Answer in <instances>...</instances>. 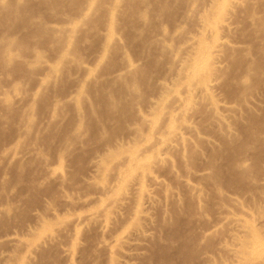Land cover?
<instances>
[{
	"label": "rangeland",
	"instance_id": "374dc122",
	"mask_svg": "<svg viewBox=\"0 0 264 264\" xmlns=\"http://www.w3.org/2000/svg\"><path fill=\"white\" fill-rule=\"evenodd\" d=\"M9 1H11V0H9ZM24 1H26V0H24ZM30 1H31V3H30ZM30 1L28 4L29 5L33 4L31 7H32V9H34V12L33 13L31 12L30 14H32V15L34 14L37 17L41 16V18L39 17L37 20L33 19L34 21L32 20V22H35V23L37 22L39 24L41 23L42 28L45 29L46 26L43 27V24H45V22L43 23V21L46 18L47 19L46 25H48V24L52 25V26L48 25V27L49 26L52 27V28H50L51 31L57 30L58 27H60V25H62L61 27H63V28H65V26H66L67 29L66 28L63 29L65 31L62 34V32H60V30L62 28L60 27L59 30H57L58 32L56 31V33H55L56 35H58V36H56L53 32H50L49 28L47 27V29L45 31L42 30L44 32V34H43L42 31L41 32L39 31V28H41V24H40L39 28L38 27L36 28L35 26H38L39 24L31 23V26H33V24H34V26L31 29L32 30L36 29V31L35 30L34 31H35V33L37 32L36 33L37 35L36 34L33 35L34 31H31V29L27 30V32L30 31L29 34L26 33V30H23V29H22V32H24L26 36H29L28 40H30L29 41L30 43H32L31 41H33V44L35 46H36V44H37V46L39 44V46L36 47V48H38L37 49L38 52H37L36 48L34 49V47H35L34 45H33V47L30 46V47H32V51H33V49L36 50L35 53L34 52L30 53L31 56L34 57V58L33 57L31 58V56L29 54V52L31 51L30 50L31 48H29L30 44H29V42H27L28 44H26V45H28V46L27 47L25 46V48L21 51L20 54L24 55V53L26 51L24 53H23V51L27 50V52L28 51L29 52L25 54V57H27L28 56L27 54H29V58L32 60L35 59L36 56L39 57V55H42L41 57L43 59L41 57H39L40 62L42 60V62L39 64H43V65L40 66L38 63H36V62H39V61H35V60H39L36 57L37 59L34 60L35 61L34 67L36 66V64H38L35 67L37 69V71H36L35 68L34 69L32 68L33 64H32V62L31 63L29 62L30 60H27L28 59V57H27L26 59L22 60V62H25V60H26V62L28 61L30 63V64H28V62H27L28 65L32 64L29 67H27L26 64L24 65V63L22 64L23 68L25 70V71L22 70V72L25 73V76L27 75V77L23 76L24 74H22V72L20 73L21 75L16 74V72L19 73L21 68H22V66L17 63L18 60L16 62H14L15 64H18V65L11 63V64H14L15 66H17L16 68L20 67L17 70L15 69V67H13L14 68V70H13V68H10V67H12V65L7 64L10 66V67L9 66L7 67L8 71H12V70L14 72L16 71L15 73H11L13 75V76L11 75L12 78H14V76L16 75V77H15L16 79L14 78L13 80H11L12 78L8 75H6L4 78V76H3L4 73H0V79H1L0 80V83H1L0 86H2L4 83L7 86L6 87L4 84L2 86V89L0 87V89H1L0 90V96H1L0 100L3 101L4 99H6L9 102L10 101L13 102L14 100L17 101L18 103L15 102L13 104V106H16L17 112L18 111L20 112V113H18L19 116H21L23 114L21 116V117H23V118H21L23 121L22 120L20 121V120H18L19 116H17L18 118H14L15 116L12 114V116H14V117H12L11 114H9V112H7V110H11V109H9L8 107L5 108L6 106L4 107L0 103V148L2 150L5 148L4 152H7L8 149H9V151H11V152H9L10 155L7 152L8 156L6 155L7 156V157L5 156L6 158H4V159H2L3 157L0 158V237L2 239V240H0V257H1L0 258V264H20V261L22 258L23 259L25 258L26 260H28L27 263H29V264H68L69 262H70V264H123L124 261L128 264H171L169 262L168 257H172L174 259V264H237V262L240 259H236L237 258L236 253L238 254V252L241 249H243V243H246V242H243L244 236L246 234V232L244 230L245 228H243V227H245V224H249V225L251 224V225L255 226V228H258L257 233L259 234V237L264 240V157H262L260 159L258 158V156H259L258 151L260 150V147L258 145H262L264 143V139L261 138L262 137L261 135L264 136V65L260 69H253V72H251L249 75V80L246 81V83H243V82L239 81V80H241V78H239V77H240V75L243 77L246 76V72H244L242 70L239 71V74H237L238 71H236L237 73L234 72V69L232 66L234 61H230L227 58V55H229V53H228V51H226V54H224L221 63H218L216 65V66L222 67L221 69H223L225 72H224L221 80H219L221 82L219 83V85L217 84V86H219L218 89L217 88H216V90H215V88L212 89L213 94L211 93V91H210V94H212L211 96L214 99L215 98L218 99V100L215 99V102L218 101L217 103L219 104V105L217 104L219 107V108H217L218 109L217 112L219 115L223 116L221 118L225 119L224 121H226V119H227L226 122L228 125L230 124L229 127H231V129H229L227 131V129L225 127H221V128L219 127L216 130L217 127L214 126V124H213V127H214L213 128L211 126L210 121L207 120V118L209 117L207 115H209V114L212 115L211 110L213 108L211 109L209 107H206L207 105H205L204 103H203L204 104L203 107L205 106L206 107V108L204 107L205 109L202 107V103H199L201 105H199V104L196 105V106H198V108L200 106V111L202 110V108H203V112H204V110H206L205 113H208L207 111H209V109H210L211 113L205 114L207 116L206 117V116H204V113L199 112V109H197V107L195 108V109H197L196 111H198L199 113L202 114V119L206 118L204 121L207 122L206 123V129L207 130H201L202 131V134H201V131H199V129H198L199 135L197 134L198 133L197 131H196L197 133H195V134L193 132L191 133L189 131H185V133L183 134V137L185 138V140L187 138V140H190L195 144L199 142L198 140H200V143H202L200 147L202 149H200V147H198L199 148V150H198V149H194L195 147L191 148L188 146L190 149L188 147L187 148L189 150H191V149L192 150L190 152H188V155L186 154L187 151L182 152V154L180 153L181 156L183 155L182 158H180L181 156L179 154H177V153H179L178 151L174 150V151H172L173 153L170 152L169 154L171 155L172 159H170L169 163H167V164L163 163V165L161 164V165L157 166V168H154L150 171L149 174H151L152 180L148 177L149 174L145 175V176H141V177H133L132 174L127 173L128 171L125 168H122V169H125V172L124 171L123 172L122 171L115 172V169L113 168L114 166L111 165L113 163H110V162L107 163L106 165L104 164L102 166L103 168L101 167V169H99V171H96L94 174L89 173V175H88L89 168H90L89 166H90L91 161L95 158L103 157L106 154L112 155L110 152V151H112L110 149V145L112 146L113 144H115V141H116V144H115V146H116L118 144L117 141H119L121 138H123V140L121 139L119 141V143H121V144H118V145L121 146L125 142L124 149L126 151L128 150V152L130 151V149H134L136 147V145H135L136 143H137L136 148L139 149V150L137 149L139 153H142L140 151L146 149L142 153L143 155L141 154V158H143L145 160H146V158L147 159L152 158L153 155L156 153V151L158 149H160L161 145L164 144L165 141L167 143L168 140L171 139L169 137L167 140V135L165 136L166 130H162V132H158V133H160V135L158 133H157L158 134L157 135L155 133L156 130L153 129L154 127L150 129V132H151V133L149 132L150 134H148L149 130L148 131L144 130L147 127L146 128L142 127L141 130L143 132L141 131V133H143V136H141V138H139V137L135 138V136L131 137V135H133L134 129L130 128L129 124H131L137 120L136 114L145 110L144 106L147 107V102L149 104L148 100H150L151 98H157L158 96L161 95L160 98L159 97L157 98V100L160 99L159 101L162 104L159 102L158 103H159V105L161 104L162 107L164 106L162 101L165 100L167 96H168L167 97L168 101H173L174 99L172 97L175 98L176 96L177 97H185L186 95H188L187 98H190L189 94H186V93L183 94V91L185 89L183 88L182 83L178 81L179 80L178 78H177V82L173 83L174 86H172V84H168L170 82L172 83L173 81H171V80H173L174 78L177 77L176 76L177 74L174 72H172V73L170 72V74L168 73L169 72L168 67L170 64H172V62H173V64H177V62H181V63L187 62L186 59L184 58V55L183 54L179 55V52H181V50L183 52L184 48H182V47H185L183 45L186 43V41L188 39H190L192 36L194 37V35L197 34V32L199 30L198 29L199 20L197 19L198 16H196V15H198L199 13L201 14L200 10H202V8L205 7L203 3L206 1L205 5H206V9H207L208 8L207 4L209 5V2L207 3V0H204V1L199 0V2L193 1V4H194L193 5V4H191L192 2L187 3L186 1L183 2L182 0H179L181 4L174 5V4H176V2L178 0L177 1L173 0L174 2L170 1V3L172 4L173 7H176V9L179 8V9H177L178 11L175 8L173 10L177 11L178 13L180 11V13L178 14L180 17L177 16V12L175 13L176 14L175 15L176 23L179 20H180L179 21L180 23L184 22V24L186 26L184 27V25H182V27H184V29L190 31V32H186V30H184L185 34H187V35L189 34L187 37H186V35H184L183 32H179L180 35H182V36L184 35V37L181 36L182 38H179L180 36L178 37V34H174L175 33L174 30L172 31L173 28H171L172 26L170 24L168 25V27L170 26L169 29L167 27V29L169 30L170 33L168 32L169 35H167L166 32L168 30L167 31L165 30L166 27L164 28L163 26L161 27V25H159L160 28H158V26H157L156 29L160 30L161 28H164V30L162 29V31L160 30L161 32L160 31H158V32L160 34L165 32L167 35V36L165 35L166 37L163 36V38H164L163 39V38H161L162 34L156 36V32H157V30L155 29L156 26L152 28L153 25L151 26L149 23H147V24H149V26H146L147 24H144L143 26H141V24L136 21L137 25L144 28L143 29L144 32L147 29H149V30L151 29L152 31L154 29L156 30V31L154 30L155 32L153 31L154 33H151L152 36L150 34V36L152 37V38L150 37L151 38L150 40L153 41V40H157L160 38L163 41L166 40L165 42L167 43V45H166V43H164V46H166V47L168 46L172 50H175V48H173L174 46L172 45L174 42V45H176L175 47L177 50V51L175 50V53L177 52V54H174L175 56H173V53L171 55H168V58L170 60L171 59L173 60V61L171 60L172 62L169 63L170 60L167 58V54H170L169 51L171 49L168 47L165 48V49H168L169 51H167L168 53L166 52L164 54V56H165V57L163 56L164 58L162 56H158L161 53L160 49H158L159 47H157V49H150L151 46L154 47V44H153L154 41L151 43V41H149V39H148V41L150 43L147 41L148 44L151 45L148 48L149 50L146 49L148 47V44L140 45L138 42V45H137L136 41H139V40L133 41L136 43V44L134 43L136 47H134L133 42H132L131 43L132 48L130 46V49H132V50L129 49L128 44H130V42H128V44H127V38L125 37L124 34L129 33V30H128V32H126L127 26L130 29L131 26H129V25H132V26L136 25V23L132 24L134 21L133 19L138 18V16L137 17L135 16L132 20L129 19L130 16H129L128 11L130 10V8H129L128 4H130V2H131V5H132L133 1H130V2L128 1V4H127L126 3L127 1L125 0L124 3H126V5L124 3L119 4V6L124 4L125 8L128 7L129 8V9H127L128 11L125 10V8L123 6H121L123 8L120 7L121 9L120 8L116 9L115 7L118 6V4L116 5V3L115 4L113 3L115 5L114 6L111 3V5L114 7V8H112V11L115 10L117 12V10H118L117 14L115 11L112 12L110 10L111 9L110 7H112V6H110L111 1L108 3L109 0H107L105 3H108L107 5H109L110 7H107L106 4H104V5H106V6H104L105 8L103 7L106 10V13H105L104 9L103 10L100 9L101 11H103L102 14H101L99 7L97 5H94L93 3L88 2V1H87L88 2L87 3L85 0H81L83 3L80 2V0H78V1L75 0L76 1L75 3H71L72 0H69V1H67V0H61V1L60 0L59 1L54 0V2H53V0H48V1L45 0L47 3L51 2L50 4L49 3L45 4V2H43L42 0H36L37 3L32 2L33 0H30ZM38 1H39V3L41 2V4H39ZM63 1H64V3H63ZM179 1L177 3H179ZM200 1H203V2L200 3ZM255 1H256V3H255ZM4 2L8 3V0H3V3ZM21 2L22 3H20V4H23V1H21ZM55 2H56V4H55ZM72 2H74V0ZM78 2H80V3H78ZM137 2H138V0H135L133 2V4H136ZM248 2H249V0L245 1V4ZM251 2H253V0ZM257 2H258V4H257ZM60 3L65 4L66 7L64 5H61ZM67 3H68V5H67ZM253 3H255V6H256V8H253V6H254V4H253V6H252V9H254L253 11H255V12L257 11L256 13H258L260 11L258 14H260V13L262 14V12L264 11V0H258V1L254 0ZM37 4H38V6L40 5V8L41 7L42 8L39 9ZM42 4L43 5L45 4V6H42ZM57 4H60V6L58 5V7H57ZM83 4H85V6ZM187 4H190V6H188V7H190L189 9H187L188 8L186 6ZM249 4H251V3L249 2ZM53 5H54V7H52ZM79 5L80 6L83 5L82 6L83 9H85L86 11L88 10L86 12L87 14L85 13V15H84V13L81 12L83 14L82 15L79 12L80 10H82ZM89 5H91L92 8ZM178 5H179V7H177ZM183 5L185 7L181 8V6H183ZM202 5H203V7H202ZM259 5L261 7L262 6L263 7L261 8ZM61 6L62 7L64 6L66 11L64 10V12H61L62 11V10H60V9H62V8H60ZM48 7H49V9H52V12L50 10H48ZM97 7H98V10H97ZM106 7L109 8V10L111 11V13H108V17H109V14H111V16H110L111 18L109 17V19H110L109 22L111 21V19L113 17L112 15H115L112 20L114 22H116V23L113 22V24H115L117 27L115 25H111L112 24V21H111V23H109V25L113 26V27L110 26L111 30H116V31L120 30V32H121L124 29H121L118 26L122 27V25H123L122 28H126L124 30L125 33L121 32L122 34L121 33L118 34L119 38H121L122 35H124V37H122L121 40L117 39L118 37H114L115 33L112 35L113 32L110 30V28L107 29L109 26H107L108 23L106 22V18H108V17L106 14H107V12H109V10H107ZM58 8H60V9H58ZM95 8H96V10H95ZM192 8H194L195 10H198V11H196L197 13H195L194 9H193V12L190 13L192 11ZM37 9L39 10L40 13L38 12ZM42 9L44 10V11H42L43 15H41L42 12L40 11ZM54 9H55V11H54ZM71 9H74V10L76 9V12H74V14L75 13L77 14L78 12L79 13L77 15H74L72 13L74 10H71ZM182 9L186 10L184 12H189L191 9V11L189 12V14H191V17H190V15H188L190 18L189 17L186 18V16H185V18H182V17H184V15H183L184 12ZM0 10H2V7ZM4 10H6V9L3 8V10H2L3 12L1 11V13H0L1 14L0 16H2L4 18V19L0 18V22L2 20V24H1L2 26H0V32L2 30V34L5 36H11V35L14 36L15 34L18 33L17 38L19 39L20 38L19 35H21L22 37L19 40L24 39L26 36H24V34L19 33V32H21L20 28L22 26L20 24V22H18L20 20L16 19V22H14V25H13L12 23L15 20L11 19L12 22H8V23L10 25H13V26H16V25L18 26V27L11 26L12 27L11 28L10 25L7 24V21H10L9 20L10 18L8 17L9 11L6 10L4 12ZM35 10H37V11H35ZM58 10H60L59 12L64 13L65 16H63L64 14L61 16L60 15L61 13L60 14L57 13ZM122 10L124 12L127 11L128 13L126 12V14H125ZM149 10L151 11L149 14L152 13L151 16H154V13H155V15L157 14V11H156L157 9H155V7H154V9L149 8ZM181 10L183 13L181 12ZM187 10H189V11H187ZM203 10H202V12H203ZM53 11L56 12V16L60 15L61 18H59V16H57V18H56L54 16L55 13ZM91 11L93 13L95 12L94 14H96V15H97L96 12L99 11L98 16H96L98 18V21L104 22L103 20H105V22L107 24L104 22L105 23V26H104L103 23H101V22L99 23L98 21L96 22L95 20L97 18L94 17L93 13H92L93 15H91ZM119 11H120V13H119ZM121 11H122V13H121ZM35 12L40 14V15H38V14L36 15ZM45 12L48 13L47 14L48 16L51 15L50 16L51 18L50 17L48 18V16L45 15ZM66 13L68 15H66ZM123 13L125 14V16ZM194 13H195V15H194ZM244 13L245 12H241L240 14L243 15ZM71 14H73V17ZM103 14L106 16H103V19H102L101 17ZM192 14L196 18L195 17L193 18ZM69 15H71V16H69ZM89 15H91V16H89ZM117 15H119L120 17ZM121 15L124 16L125 19L122 20V18H124V17H122ZM126 15H128L129 18ZM88 16H89V18H88ZM92 16H93V18H91ZM116 16L120 18V22L118 20L119 18L117 19ZM176 16L180 19L177 20ZM239 16H241V15H238L236 17V19H235L236 22L237 21L240 22V20L245 17V14H244V17L241 16L240 19H239ZM5 17L7 20L5 19ZM77 17H79V18L81 17V18L79 19ZM83 18H84V20L86 18H88L87 22L89 20V22L92 23V24L90 23L92 26L90 27L88 25L89 23L87 24L86 20H85V22L83 20V23H82L81 19H83ZM94 18H95V20H94ZM126 18H128L127 19L128 21L126 20ZM147 18H150V16ZM91 19H92V21H90ZM191 19L193 20L192 22H191ZM195 19H197V20H195ZM3 20H5L4 22L6 24L3 22ZM38 20H40V21H38ZM125 20L128 23H130V22L131 23L128 24ZM181 20H183V22ZM94 21L96 22L97 27L94 26L95 25ZM121 21L122 22L124 21L126 23H124V22L122 23ZM146 21H147V19H146ZM185 21H187V22H185ZM69 22L71 23V25ZM79 22H81V23H79ZM189 22H191V23H189ZM85 23L88 27H85L86 26ZM121 23H122V25H121ZM63 24H65V25H63ZM83 24L85 26H82ZM99 24H101L103 27L101 28V25H99ZM53 25H54V27H53ZM249 25H251V28L256 27V25H254V24H249ZM5 26L6 27L8 26L9 28H11L10 31H9V28H7V31H9L11 33L13 32V34H10L9 32L7 33L6 31H4V30H6ZM19 26H20V28H19ZM3 27H4V30H3ZM56 27H57V29H56ZM68 27L70 30H68ZM95 27L96 28L100 27V31L104 34L99 35L100 34L99 28L97 30ZM141 27H136V28H141ZM88 28H90L91 30H89ZM93 28H95V29H93ZM113 28H116V29H113ZM131 28H133V27H131ZM71 29H73V30H71ZM75 29L77 31H74ZM104 29H105V31L106 30L107 31L104 32ZM14 30L16 31V33L14 32ZM47 30H48V33H46ZM93 30L99 31V33L96 32V34L98 33L99 36H97L94 33L95 31H93ZM149 30H147V31H149ZM3 31H4V33H3ZM69 31H72L71 34ZM73 31H74V33H73ZM87 31H90V32H87ZM92 31H93V34H95V36H97L95 38V36L93 35L95 39L90 35L88 36V34H91ZM109 31H110V33L111 32L112 33L111 34L107 33ZM257 31L258 30L255 31L254 36H256ZM261 31L262 30L258 31V33H260ZM65 32L66 33L69 32L68 36ZM85 32H86V34H85ZM149 32H151V31H149ZM31 33H32L33 37L36 35L35 38L36 37L37 38L36 39L33 38V40H31V37H32ZM41 33H42V35H41ZM51 33H52V35H51ZM60 33H61V35H60ZM72 33H73V35H72ZM105 33L107 34V36L109 38L106 36ZM181 33H183V34H181ZM192 33H193V35H192ZM46 34L47 35L50 34L49 37L51 38V41H53V43L50 42V38L47 37ZM153 34L155 35V37L157 39L153 36ZM170 34H173V35L171 36ZM217 34L219 35L218 37H222V36H224L225 38L228 37V35L224 34V32H222V31L220 34L219 33H217ZM261 34L264 35V32H261L259 35L257 34V37L253 36L254 38H252V41L256 40V43L254 42L253 44L257 47H261V46L264 47V43H261V45H260V42L262 40H264V39H262L264 36H261ZM0 35H1V33H0ZM69 35H71V36H69ZM104 35H105V38H108V39H105L103 37ZM175 35L177 37V38L175 37L176 40L174 38V40L170 41L171 46H169L170 44L168 43L167 39L169 37H172L171 39H173V36H175ZM5 36H3V37L5 38ZM40 36H42V39L49 38L47 40L44 39V42L47 43L49 40V42L51 44L49 42H48V45L42 44L44 42L40 39ZM43 36H45V37H43ZM62 36H64V37H62ZM101 36L104 39L101 38ZM112 36H113V38L116 39V40L114 39L116 41V43H114V40H113V43H114L112 45L113 47L111 46L112 49L114 48L113 49L114 52L110 48V46H109V48L111 50L109 49L110 50L109 51L107 49L108 48L107 44L111 45V43H112V40H111ZM116 36H117V33H116ZM159 36H161V37H159ZM198 36H199V34L197 35V37ZM230 36H232L234 39L229 37V40L231 39V40H233V42H235V39H236V42L240 41V39L238 41V39H237L238 37L235 34H234L235 37L233 35H230ZM1 37H2V35H1ZM15 37H16V35H15ZM53 37L54 38L59 37V38L54 39ZM60 37H61V39H60ZM69 37L71 39H68ZM98 37H99V39H98ZM188 37H190V38H188ZM123 38H125V39L122 42ZM5 39H7V38H5ZM38 39H40V40H38ZM53 39L57 40L56 42H59L58 40H64V41H60L59 43H61V44H59V43L56 44V42L54 43ZM65 39L67 40V42L65 41ZM81 40H83V41H81ZM110 40H111V43H110ZM119 40L122 43L126 42L125 43V45L127 44L126 50H125V48H126L125 45H124V48H123V44H121V46H120ZM65 42L67 43V45H70L73 43V47L67 46L65 44ZM68 42H71V43L68 44ZM175 42L178 43V48H177V43H175ZM100 43H101V45H100ZM118 43H119V45H118ZM182 43H184V44L182 45ZM58 44H59V46H58ZM96 44H98V45H96ZM102 44L103 45L105 44V46H103ZM55 45H56V47L54 48L53 46H55ZM60 45H64V46H60ZM91 45L92 46L96 45V46L92 47ZM114 45H116L117 47L119 46V47L118 48L116 46L114 47ZM139 45L143 46V47H145V46H147V47L143 48V47H140ZM90 46L92 48H90ZM101 46H103L102 48L104 50L106 49V51H109L112 54L109 52H108V55L106 54V52L104 53V51L100 50V49H102V48H100ZM245 46H246L245 44H242V45H238L235 47H237L239 49L240 48L246 49L247 47H245ZM58 47H60V48L62 47L61 48L62 50L57 49L58 50L57 51L56 48H58ZM63 47H66V49ZM97 47H98V50H100V51L97 50ZM120 47H121V51L119 49ZM138 48H141V49H139L137 51ZM179 48H181V49H179ZM89 49H90V51H88ZM135 49H136V52L134 51ZM53 50H55L57 52H55ZM82 50H84V51H82ZM141 50H142V53H141ZM155 50L159 54L156 55ZM226 50H228V49H226ZM60 51H63V52H60ZM72 51H73V53H75V55L73 53H71ZM117 51H120V52H118L119 54H117ZM127 51H129V52H127ZM130 51L131 52L133 51L134 53H136V57H138L137 55H139L141 53L140 57H138V59L136 57H132V56H134V54L131 53ZM236 51H237V49H236ZM86 52H88V54ZM93 52H96V53H93ZM144 52H146V53H144ZM151 52H153V53L155 52V54L152 53L154 56H151L152 55ZM68 53H69V55H68ZM113 53H116V56ZM124 53H126V54H124ZM130 53H131V55H130ZM148 53H150L151 55L150 56L147 55ZM62 54H63V56H62ZM71 54L74 55V58H73V55H72V57L70 56ZM142 54H143V56H142ZM155 55L159 57L160 64H161V61H163L161 64L162 66L160 64H158V66H157V63H159V62L156 60H159V59L156 58ZM236 55L238 56V52ZM239 55L241 57H243V56L246 57L245 55L240 54V53H239ZM65 56H66V58H62ZM69 56H70V58H69ZM76 56H77V58H76ZM82 56H84V57H82ZM101 56H104V57H101ZM106 56H108L109 58ZM178 56H180V57L182 56L181 57L182 59L184 58L183 62L179 61V59L182 60L180 57L178 58V61L176 60ZM148 57H149V60H148ZM161 57L164 60H161ZM244 57H243V59L245 60ZM75 58H76V60H74ZM120 58H122V59H120ZM141 58L144 60L145 63L142 62ZM144 58H146L147 61ZM165 58L167 59L168 62L166 61ZM63 59H64V61H63ZM130 59H132L134 62L136 61V63L133 64V66L137 64L136 67L138 65H141V67L144 66L145 68L146 67L149 68L150 64H152L154 66L153 67L152 65H150L151 70L148 68L145 70L143 68L144 69L143 72L145 74L143 73L141 75V78L143 77L142 79H144L145 75L148 77V78L146 77V79H145L146 84L148 82V79H150L149 76L151 77L152 80L150 79L148 82V85H149L148 89H147V86H146V89L142 88V87H145L146 84H145V82H143L145 80H141L144 85L142 83H140L139 86H141V87L140 88L138 87L140 95L137 92H136L137 94L135 93V91H137V89H136L135 91L130 92V93H135V94H132L134 96H131L130 93L128 96L127 95L128 91H131L130 88H129L130 90L128 89V86H129L128 83L126 85L123 83L124 84V86H123V84L116 81L117 82L116 85L119 83L118 84L119 86L117 85V87L119 89L118 90L116 88L115 84L110 80L111 78H113L112 74L117 72L120 69V67L127 66V63L130 64L129 66L132 65L131 63L133 61L131 63L127 62ZM154 59H156V60H154ZM174 59L176 60L175 62H174ZM56 60L57 61L61 60V61L57 62ZM68 60H71L70 61L71 63H67V62H69ZM117 60H118V62H117ZM138 60H140V62ZM246 60L247 61L249 60L247 63L249 65H251L250 63L252 62V58L250 59L249 57L248 58L246 57ZM76 61L77 62L79 61L78 65H77ZM94 61H96V62H94ZM105 61H107V62H105ZM108 62H110L111 64ZM98 63H100V64H98ZM148 63H150V64L148 65ZM153 63H155V65ZM114 64H117V65H114ZM165 64H166V66H165ZM100 65H102V66H100ZM24 66H26L28 69L26 70ZM54 66L58 67V68H55ZM63 66H64V68H63ZM133 66H131L132 69L136 68L135 66L134 67ZM155 66H157L158 69ZM52 67L54 70H57V73H58L57 76L59 75V77H57L55 75L56 71L53 72L55 74H50V75H53V77H49L48 73H52V72H49V71H53V70H51ZM99 67H101V68H99ZM104 67H105L106 72L110 73L109 75H108V73H105L104 70L99 71V69H102V68L104 69ZM110 67H112V68H110ZM163 67L165 69V73L167 72L169 75L168 77H164L167 73L164 74V76H163L164 79L168 78L167 80L165 79V81H163V79H160V80L158 79L160 77L162 78V75L159 74L161 71H158V70L163 69ZM29 68H30V72L32 70H33L32 72H35V73H30L31 75H33V74H35V76L37 75L36 77H33L34 75L32 76L33 78L31 77L33 81L29 80L30 79L29 77L31 76L28 72ZM115 68H117V69H115ZM108 69H110V70H108ZM152 69H155L158 72L153 70V71H155V72H153L154 73L153 74ZM18 70H19V72H18ZM44 70H45V72H44ZM47 70H49V71H47ZM75 70H76V72H75ZM89 70L90 71L93 70L95 72H93V71L90 72ZM115 70H117V71H115ZM46 71L48 73H46ZM65 71H68V72L66 73ZM73 71H74V73H72ZM149 71H150V74L147 75L146 73H149ZM60 72H61V74L63 72L64 73L61 75ZM77 72H79V74ZM99 72H101V73H99ZM43 73L45 74V76ZM86 73H88V74H86ZM91 73H93V74H91ZM95 73L97 74L98 77L94 76L95 77L94 78L93 75ZM173 73H174V78L172 77ZM229 73H231V74H229ZM46 74H47V76H46ZM65 74H67V75H65ZM101 74H104L105 77ZM171 74H172V76H170ZM232 74H234V77L236 78V80L234 78L233 82L230 83V81H228L229 82V84H228L227 83L228 79H226V78L232 76ZM17 75H18L19 79L17 78ZM19 75H20V77H19ZM63 75L67 76L66 78L68 81L64 79L65 76L62 79ZM99 75H101V76H99ZM235 75L239 76L238 77L239 79H237V77ZM7 76L10 77V79L8 78L6 80ZM22 76L25 78H23ZM54 76L57 77V81H59V82L55 83V81L53 79L56 80V78ZM75 76L77 77V79ZM107 76H111L110 79H108L109 77L107 78ZM157 76H158V78H157ZM21 77L24 80L26 78L27 79L25 81H23V79ZM90 77L93 78V82H95V83L98 80V84H94V85H97L100 87V85H101L100 82L102 83L99 90L97 89L98 87L94 86L92 81H91L92 85L96 88L94 91V89H93L94 87H92L91 83H89L90 80H92ZM169 77L170 78L172 77L173 79L172 78L170 79ZM20 78L22 79V82H19V83H21L22 85L24 84V86H22V87H20L21 84H19V83L17 84L18 86L15 85L17 82L16 83L11 82V81H15V80L21 81ZM41 78H42V80H41ZM45 78H46V80H45ZM47 78H50V79H47ZM84 78H85V80H84ZM105 78H107V79L105 80ZM34 79H35V81H34ZM51 79L54 82L51 81ZM58 79H62V80H58ZM100 79H103V80H100ZM27 80L32 81V82L27 83L28 82ZM43 80H45V81H43ZM49 80L52 83H49ZM69 80L72 83L69 84V82H70ZM80 80H82V82ZM83 80L85 83L87 81V85L83 82ZM155 80H159V83L161 81H163L168 87L167 90L169 89L171 91V93H170V91H168V93L164 92V93L168 94L167 96L163 95L164 93L160 94L161 90H159V85L156 84L157 81H155ZM234 80L236 81L235 82L236 84H234ZM46 81H48V82H46ZM60 81L64 82V83L62 82L63 85L61 84V86H60ZM79 81L81 83H79ZM108 81H109V84H108ZM150 81H152V82H150ZM166 81L167 82L169 81V82L167 83ZM231 81H232V79H231ZM237 81H239L240 84ZM44 82H45V84H44ZM110 82H112L113 85ZM25 83H27V85ZM37 83L38 84L40 83V86H42V88L38 87L39 85H37ZM48 83L51 85L48 86ZM53 83H54V85H52ZM77 83H79V84H77ZM104 83L105 84L107 83L106 84L107 87H108V85L109 86L112 85L114 87V89L112 86H111V88L108 87V89H106L107 87L105 86ZM33 84L35 86H37L39 89L37 87H35ZM46 84H47V86H46ZM57 84H58V86H57ZM71 84H74L73 87ZM75 84H77V85H75ZM88 84H89V86H88ZM151 84H154V85L152 86ZM232 84H234V85H232ZM66 85H68L69 87ZM78 85L81 86L80 90H83V91H81L82 94H84L85 96L89 95L87 97L88 102H83V103H85L84 105L82 102L79 103L84 107L82 109H86L87 106L90 107V105L92 103L90 104L89 102H91V101L94 102V99L96 97L98 98L99 95H101V92L104 93L106 90H109V88H110L109 91H113V90L117 89V90H115L117 93H115V91H113V93L115 94V97H118L116 94H118V95L121 94L120 96L125 97V95H123V94H125L123 88H122V90L120 88L124 87V89H127L128 91L127 90H125V91H127L126 98H128V100L127 99H125V100H126V102L128 101L129 103H132L133 105H131V106H133V107L130 106L127 109V111L129 109L132 110V111L129 110V112L126 111V113H128V114H126V113L125 114L128 115V117L125 116L124 119L120 118V120H122V119L125 120L126 118H127L126 120H128L129 117H131L129 119V122L125 120V122L123 123V121L119 122V119H117L115 121L116 122L118 121V122L117 123L115 122V124L118 125L120 123V125H122L124 128L120 125L115 126V124L113 123L114 121H113L110 123V125H108L109 128L106 127L109 130L105 129L106 130L105 132L107 134L105 132H102V134H101V130H100L101 124L100 123L103 122L101 119L100 120L97 119L99 121H96L99 123L100 129L98 127V123L95 124L94 123L95 121L94 122H93V120L90 121V119H92L91 117H90V119H89V117H87L88 120L87 119H86L87 121L85 120V118H86L85 116H87L85 111L82 114V115H84V113L86 114L84 116L85 118L82 116V118L80 119L79 117H81V116L80 115L78 116V114L75 112V110H71V108L74 109V107L71 105V102L70 103L68 102L69 104H67L68 105L67 106L66 103L63 104L64 103V102H62L63 98L60 99L61 94L64 97L63 93L68 91V93L67 92L66 93L69 94V92H72L71 89L73 90V88L78 86ZM120 85H122V86H120ZM155 85H157V86H155ZM53 86L55 88L59 87V88H57L58 90L55 89ZM102 86H104L106 90L103 91L104 87H102ZM18 87H19V90L22 89V92L23 91L24 92L22 93L19 90L17 91ZM62 87H63V89H62ZM78 87H76L77 90L79 89ZM84 87H85V89L87 87L88 88L90 87L91 90H90V88L86 89V90H89L90 92H88V91H87L88 93L84 92V90H85V89H83ZM51 88H52V90H51ZM69 88H70V90H68ZM76 88H74V89L76 90ZM64 89H66V91ZM77 90L75 91L76 96H79L78 95L79 91L77 92ZM100 90H102V91H100ZM120 90L123 91V93L119 92ZM61 91H62V93H61ZM96 91L100 94L95 93ZM109 91H106V92L108 93ZM19 92H21L23 94V96H21V93L18 94ZM28 92H30V93L32 92L31 95H29L30 93L28 94ZM73 92H74V90H73ZM73 92L70 93L71 94L70 96L74 95ZM81 92H79V94L82 96ZM158 92L160 95L158 94ZM24 93L28 94L30 97L28 95H26L27 97H25ZM107 93H104V94H107ZM40 94L41 95L43 94L42 95L43 97ZM67 94H65V96H67ZM154 94L156 96L158 94V96L156 97ZM171 94H173V95H171ZM12 95H14L15 97ZM19 95H20V97L18 98ZM59 95H60V97H59ZM136 95L139 97L138 98L136 97L138 101L136 100V102L134 103L131 100L136 99V98H132V99H129V98H130V96L135 97ZM31 96H33V97H31ZM163 96H166V97L162 99ZM21 97H23V98H21ZM68 97H69V95H68ZM89 97H90L91 101H89L90 100ZM191 98L195 99L194 95H192ZM55 99H57V100L60 99L59 100L60 103L58 102V104H57V102H56L57 100H55ZM161 99H162V101H161ZM167 99L165 102H166V104L169 105L170 109H168V105H167L166 106L167 109L165 106H164L165 108L163 107V109H166L164 111H167V110L168 111L169 110L174 111V110H176V108L180 107V104H179V106L177 104H175V106L173 104L171 105V103H173V102H171V103L167 102ZM196 99H198V98H196ZM64 101L67 102L66 99ZM122 101H124V100H122ZM122 101H120V102H122ZM133 101H135V100H133ZM240 101L243 103H241ZM86 103H87V105H86ZM88 103H89V105H88ZM186 103L187 102H185L181 105L186 107L187 105H184ZM16 104L17 105L21 104V106L19 105V107H17ZM55 104L58 106H56ZM124 104L123 103L119 104L120 108H121V105L123 107ZM54 105H55V107H54ZM61 105H63V106L65 105V106L63 107ZM81 105L79 106L80 109L82 107ZM217 105H216V107H217ZM136 106H137V108H136ZM149 106H150V104H149ZM149 106L146 108L145 111H147ZM223 106L229 107L231 113L224 112L221 109ZM23 107H24L25 111L23 110ZM89 107H87V108L89 109ZM48 108H50V110H48ZM207 108H208V110H207ZM64 110H67V111L65 112ZM190 110H191V108H190ZM192 111H193V109H192ZM196 111L191 112L192 115L196 114ZM133 112L135 113V115ZM198 112H197V114H199ZM61 113H64V114H61ZM232 113L234 114V116L236 118L232 115ZM129 114H131V115H129ZM141 114H142V112H141ZM249 114H251L252 116L250 115V117H249ZM60 115H62V116L60 117ZM132 115H133V118H135L136 120L132 118ZM196 116L197 115H195V117H193L195 119L191 120V121L194 120L193 123H196V125H197V122H200V121L203 122V120L200 119L201 117H199V116H201L200 114L197 116L198 118ZM224 116H225V118H224ZM253 116H255L256 118ZM233 117H234V119H233ZM137 118H138V115H137ZM250 118H252V120L257 119V122L250 120ZM79 119L81 121H79ZM132 119L134 121H132ZM173 119L175 120L176 118H173ZM228 119H229V123H228ZM174 120L170 121V124H171L170 126L173 125L172 123H174ZM176 120L179 121V119H176ZM19 121L22 123L20 124ZM183 121L185 122V119L184 120L182 119V121H181L182 124H183ZM208 121H209L210 125L208 124ZM79 122L80 123L82 122L84 124H81V126H80ZM126 122H128L129 124L123 125ZM179 122H175V123H177V125L180 126L179 124H181V123H179ZM18 123H19V125H17ZM159 123L156 126H159ZM175 123H174V126L178 127ZM112 124H114V125H112ZM207 124L210 127H208ZM75 125L78 126L77 129H76ZM85 125H86V127H84ZM94 125H97V126L95 127ZM97 127H98V129H97ZM120 127H122V128H120ZM85 128L86 129L92 128L93 130L88 129V131H87L88 133H86ZM209 128H211V129L209 130ZM224 128H225V130H224ZM81 129H82V131H85L84 133H86L88 136H86V134H84L85 135V137H84L83 135L78 134L77 131L81 130ZM90 130H91V132H90ZM218 130H220V131H218ZM152 131H154V134H156L157 136L156 135L153 136ZM214 131H215V133H214ZM251 132L255 134L254 137H256V138L251 137L253 135V134L251 135ZM161 133H162V136H161ZM99 134H101V137L103 139L100 137ZM200 134L203 135V137H206L205 134H207L209 136V137L207 136V138L211 139L210 140L211 144L209 143L207 145V142H202L203 140L201 139L202 137H200ZM149 135H151V138L149 137ZM79 136L84 137V138L88 137L87 138L88 142L86 141V139H84V138L81 139V137H79ZM105 136H107V137L104 138ZM124 137L125 138L127 137V139H125ZM230 137L233 138L234 142L232 141V139H230ZM128 138L131 140V142L128 140ZM132 138L135 139V143H134V139H132ZM124 139H125V141H124ZM254 139H256L255 140L256 142L254 141ZM111 140H113V141L110 142ZM127 140L129 141V143ZM136 140H137V142H136ZM158 140H159V142L156 144V142ZM224 141L226 142V144L229 143V146L227 144L228 147L224 146L225 145ZM229 141L233 142V144L231 143V145H233V146H230ZM259 141L260 142L263 141V143L261 142L259 144ZM84 142H87V143H84ZM115 146L113 145V147H115ZM148 146H152V147H149L147 149L146 147H148ZM196 146H197V144H196ZM122 147L123 146H121V148ZM227 148L229 150H227ZM231 149H232V151H231ZM135 150H131L130 152H133ZM194 150L197 153H199V151H201V150L202 151L199 153V156H197L198 154L196 155V153L194 152L196 155L194 160L196 162L194 161V163H191L192 161L189 159V155ZM215 152H219V155H226L229 152H231V155H233L235 152L234 155H237V156H233V157L237 158V159H235L236 161L233 162V164L236 166L231 165L230 160L224 158V156L223 157L219 156V158H218L219 160L216 163L218 165H215V166H216V168H218L220 170H218V174H217V172L215 173L214 172L215 168L213 167L214 169H212L210 166L211 165L210 159L215 155ZM184 155H187L188 157L184 156ZM171 157H169V158H171ZM184 157L185 158L187 157V159L185 160ZM110 158H111V156H109L107 158V161L110 160ZM189 160H190V162H189ZM15 164H17V165H15ZM208 166L210 167V169L213 170L212 172H214V173H212V172L210 173L211 170L208 171V169H209ZM232 169L236 170L237 172L236 171L234 172ZM206 173L208 175H206ZM90 175L92 176L91 178H89ZM211 175H214V176H212L213 178H211ZM134 179H137L136 182L139 183V185H140L139 188H141L142 190L154 188L150 198H145V197L141 196V193L138 197L137 192L131 193V191H125V193H124V190H122V186L129 184V182H131ZM184 181L186 183H188L191 187L187 186L184 183ZM156 184H159V185H156ZM192 186L197 187L200 190L199 195L196 194L192 190ZM101 187L102 188L106 187L107 189L105 191H103ZM120 196L125 197L124 204L121 208L120 207L116 208L115 206H109L108 205L112 200H114L115 198H118ZM188 206H190L192 209L191 210L193 213V214L191 213L192 215L188 213L190 211V208ZM138 207H140V208L145 207V209L147 208L146 211H148L149 217L144 218V217L136 216L135 210ZM187 210H189V211H187ZM90 214H91V216L93 215V217L98 216L99 219L103 218V220H105V219L108 220L107 223L109 222V224H107V225H110V226L106 229V231H104V229H102L103 230L102 231L101 229H98L97 227H94L93 225H91V226L90 225L86 226V224H78L75 226L69 225V222L71 220L73 221L75 218L77 219L80 216H87ZM228 216L229 217L232 216V219H234V220L236 219V221L238 219V223L237 222L236 223L231 222L230 220H227L226 217H228ZM44 221L45 222H51V225L55 229H58L57 227L61 226L59 224H62V226H65L64 225V222H65V224H66L65 229L66 230L62 229V230H64L63 231L64 233L59 234L60 237H58V239L55 242L53 241L51 243L49 242V244H46L45 242H43V238L45 236L42 238V235L39 234L40 230L42 228L40 226H43ZM137 226L139 228V231L136 232L134 230ZM208 227H216V229H215L216 232L210 236L206 235L205 231L207 232L206 229ZM8 233H10V234H8ZM131 233H132V237H131L132 239L129 241L126 240L125 236L127 237ZM204 233H205V235H204ZM11 234H12V236L14 235L13 237L17 238L16 240H18V239L20 240V241L18 240V242H22V243L27 242L29 244H32L34 242L39 241V243H40L42 241V243H45L46 245H43V247H39L40 249L37 248V249H33V250L23 248L22 247L23 244H21V245L16 244V247L12 246L10 244L8 245L7 239H8V237L9 238L11 237ZM39 235H41L40 236L41 241L39 239ZM123 236H124V239H123ZM191 236L192 237L194 236V237L192 238ZM196 236H198L197 239L199 238L198 239L199 241L197 243L199 244V246H198L199 252H201V253H197V255L194 254L192 248H186V247L183 248L185 241L190 240V239H194L197 241V239L195 238ZM203 236H205L206 238ZM2 237L4 238V240H6V242H4ZM75 237L78 238L80 242H76V244L73 245L72 242H74ZM5 238H7V239H5ZM188 238H190V239H188ZM37 239H39V240H37ZM78 239H77V241H78ZM261 239H260V241H263ZM93 241H94V243H93ZM92 243H93V245H92ZM128 243L130 245L131 244L132 245L129 246ZM262 243H260L261 246H262ZM260 244H257V246L255 245V247L250 248L254 254L256 252V255L258 253L256 250L254 251L253 248H256L260 253H261V250L263 249L262 254L264 255V253H263L264 252V246H262V247L260 246L261 247V250H260V247H258V245H260ZM104 245L105 246L108 245L110 247L109 249H111V251H110L111 253L106 252L108 250H106V249L104 250L102 248V246L104 247ZM68 249L71 250V253H70V251L65 253V250L68 251ZM127 250H129V251H127ZM7 254L10 255V258ZM234 254L236 257H232ZM67 257L71 261H69V259H67ZM120 259L123 262H121ZM67 260L69 261L68 263H67ZM238 264H239V262H238ZM255 264H258V263H255Z\"/></svg>",
	"mask_w": 264,
	"mask_h": 264
},
{
	"label": "bare ground",
	"instance_id": "6f19581e",
	"mask_svg": "<svg viewBox=\"0 0 264 264\" xmlns=\"http://www.w3.org/2000/svg\"><path fill=\"white\" fill-rule=\"evenodd\" d=\"M21 1H23V4H20V3H22ZM29 1L30 0H26V1H24V0H11V1H9L8 0V3H3V0H0V6L2 7V10H3V8L4 9H6V10H8L9 11V15H8V17L10 18H8L10 21H7V24H9L8 22H12V20H15V21H13V25H14V22H16V19L17 20H20V21H18V22H20V24L22 25L21 26V28H20V26H19V28L21 29V32H19V33H21V34H24V36H26L25 35V33L24 32H22V29L23 30H26V33H28L29 34V32L30 31H28L27 32V30H30L33 26H34V24H36L35 22H32V20L33 19H35V20H37L39 17L41 18V16H35L34 14L32 15V14H30L31 12L33 13L34 12V9H32V5L33 4H31V5H29L28 3H29ZM43 2H45V4L47 3L45 0H42ZM48 1V0H47ZM59 1V0H58ZM61 1V0H60ZM67 1H69V0H67ZM73 1V0H72ZM71 1V3H75L76 1L74 0V2H72ZM78 1V0H77ZM86 2L88 1V2H91V3H93L94 5H97L98 7H99V10L101 9V10H103L105 7L104 6H106L110 1V6H112L111 5V3L113 4H115L116 3V5L118 4V6H119V4H121V3H124V1L125 0H109L108 1V3H105L107 0H85ZM127 2V4H128V1L130 2V1H135V0H126ZM170 1L171 2H174L173 0H138V2L136 3V4H133V2H132V5H131V2H130V4H128L129 5V8H130V10L128 11L127 9H129L128 7H124V4L126 5V3H124L123 5H121V6H123L124 8H125V10H127L128 12H129V16H130V18H129V16L128 15H126V16H128V18L129 19H133L135 16L137 17L138 16V18H135V19H133L134 21H133V23L132 24H134V23H136V21L138 22V23H140L141 24V26H143L144 24H147V23H149L151 26H152V28L153 27H155V29L157 28V26H158V28H160L159 27V25H161V27L163 26L164 28L166 27V31L169 29V27H168V25L170 24L172 27L171 28H173L172 29V31L174 30V34H178V37L179 38H182V37H184V35H186V37L189 35H187V34H185L184 32V30H186V29H184V27L186 26L185 24H184V22H183V20H181L183 23H180L179 21V19L180 18H178L177 16H179L178 14L180 13V11H179V13L177 12L178 10L177 9H179V8H177L176 9V7H173L172 6V4L170 3ZM177 1V0H176ZM179 1V0H178ZM177 1V2H178ZM183 2H187V3H191V4H193V1L195 2V1H198L199 2V0H182ZM181 1V2H182ZM204 1V0H203ZM203 1H200V3L201 2H203ZM245 1H248V0H207V3L209 2V5L207 4V9H206V5H205V2L203 3L204 4V6L205 7H203V5H202V10H203V12H202V10H200L201 11V14L199 13L198 15H196V16H198V20H199V26H198V32H197V34L196 35H194V37L192 36L191 38L190 37H188V38H190V39H188L187 41H186V43L184 44V43H182V45L183 46H185V47H182V48H184L183 49V52H182V50H181V52H179V55L180 54H183L184 55V58L186 59V61L187 62H184V63H181V62H177V64H173V60L171 61L169 58H168V55H171L172 53H173V56H175L174 54H177V52L175 53V50H176V45H174V42H173V48H175V50H172L170 47H168V48H170L171 50L169 51L168 49H165V48H167L166 46H164V43H166L165 41L166 40H162L161 38H163V36L164 37H166L167 35H169V30L166 32L167 33V35H166V33L164 34V33H159L158 31H162V29L164 30V28H161L160 30H158V29H156L157 30V32H156V36L157 35H161V36H159V37H161L160 39H157L156 37H155V35L153 34V36L157 39V40H150L152 37V34L151 33H154L151 29L149 30V29H147V30H149V31H151V32H149V31H147L146 29V31L148 32H144L143 31V29L144 28H142L141 26H139V25H137V23H136V25H134V26H132V25H129V26H131V27H141V28H131L130 27V29L128 28V26H127V29L126 28H122L123 27V25H122V23L124 22H122L121 23V25H122V27L121 26H118L119 28H121V29H126L127 31L126 32H128V30H129V33H125V31L123 30V31H121V32H124L125 34V37L127 38V44H128V42H130V44L133 42V41H136V40H139V41H136V43H137V45H138V42H139V44L140 45H143V44H148V42L149 41H151V43L153 42V44H154V47H152L151 45H149L148 44V47L147 46H145V47H143V46H140V47H143V48H146V49H148L150 46H151V48L150 49H157V47H159L158 49H160V54L159 53H157V51H156V55L157 54H159L158 56H164V54L167 52V51H169V53L170 54H167V58L170 60L169 61V63H171L172 62V64H170L169 65V67H168V70H169V74H170V72L172 73V72H174V73H176L177 75V77L176 78H174V73H173V76H172V74L170 75V76H172L171 78L173 79V80H171V81H173L172 83L170 82V83H168L167 81V83L168 84H172V86H174L173 85V83H176L177 82V78L179 79L178 81L179 82H181L182 83V86H183V88L185 89L184 91H183V94H189V97L190 98H187L188 97V95H184L185 97H172L174 100L173 101H168V99H167V95L168 94H166V93H168V91H170L169 89L167 90V85L163 82V81H165V79L167 80L168 78H165L164 79V77H168L169 75H168V73L166 74L165 73V69H164V67H163V69H159L158 71H161L159 74H161L162 75V78L160 77V78H158V76H157V78L160 80V79H163V81H161L160 83H159V80H155V81H157V83L156 84H158L159 85V90H161V92H160V94L161 93H164V92H166V93H164L163 95H166V96H163L162 97V99L163 98H165L166 97V99H167V102H173V103H171V105L173 104L174 106H175V104H177L178 106H179V104H180V107L179 108H176V110H174V111H164V110H166L167 109V105L168 104H166V99L165 100H163L162 101V99H161V101L163 102V105L166 107V109H163V107H162V103L159 101L160 99H158L157 100V98L159 97L160 98V94H159V92H158V94L160 95V96H158V94H157V98H151L150 100H148L149 101V104H150V106H149V104H148V102H147V107L149 106V108L147 109V111H145L146 110V106H144V108H145V110H143V111H141L142 112V114H141V112L140 113H138V114H136V119L135 118H133V115H132V118L133 119H135L136 121L135 122H133V123H131V124H129L128 122H129V119L131 118V117H129V119L128 120H126V121H128V122H126L125 124H123V125H130V128H133L134 129V132H133V135H131V137L133 136H135V138H137V137H139V138H141V136H143V133H141V128L143 127H147L146 129H144L145 131H148V134H150L151 132H150V129L151 128H153V129H155L156 131H155V133L157 134L158 132H162V130H166V133H165V136L167 135V140H168V138L170 137L171 139H169L168 140V142L166 143V141L164 142V144H162L161 145V147H160V149H158L157 151H156V153L153 155V157L152 158H150V159H147L146 158V160L145 159H143V158H141V154L144 152V150H146V149H144V150H142V151H140V152H142V153H139L138 152V148H136L137 147V143L135 144L136 145V147L134 148V149H130V151L131 150H135V151H133V152H128V150L126 151L125 149H124V144H125V142L121 145V146H123L122 148H121V146L120 145H118V144H121V143H119V141L122 139L123 140V138H121L119 141H117L118 142V144L115 146V144H116V141H115V144H113L115 147H113V145L111 146L110 144V149L112 150V151H110L111 152V154L112 155H110V154H106V155H104L103 157H99V158H95V159H93L92 161H91V163H90V168H89V172H88V175H89V173H95L96 171H99V169H101V167L105 164H107V163H113V164H111L112 166H114L113 168L115 169V172H119V171H124L125 172V169H127V173H130V174H132V176L133 177H141V176H145V175H148L149 173H150V171L152 170V169H154V168H157V166H159V165H163V163L164 164H167V163H169L170 162V159H172V157H171V155L169 154L170 152H172V151H178L179 153H177V154H179L180 155V153L182 154V152H184V151H187L186 152V154L188 155V152H190L191 150H189L190 148L189 147H191V148H194V149H198L199 150V148L198 147H200L201 146V144L202 143H200V140H198L199 142L198 143H196L197 144V146H196V144L195 143H193L192 141H190V140H187V138H186V140H185V138L183 137V134L185 133V131H189V132H193L194 134L195 133H197L198 135H199V131H201V130H207L206 129V123L207 122H205L204 120L206 119V118H203L202 119V114L201 113H199V112H202V113H204V116H206L205 114H208V113H211L212 115H207V116H209L208 118H207V120H209L210 121V123H211V126L213 127V124H214V126H216L217 128H216V130L220 127H225L226 129H227V131L229 130V129H231V127H229V125L227 124V119H226V121H224L225 119H223V118H221V117H223V116H221V115H219L218 114V112H217V108H219L218 107V101H216L215 102V99L216 100H218L217 98H213L211 95L213 94L212 93V89H214L215 88V90H216V88L218 89V87L219 86H217V84L219 85V83L221 82V81H219V80H221V78H222V76H223V74H224V70L223 69H221L222 67H220V66H216L218 63H221V61H222V58H223V56H224V54H226V51H228V53H229V55H227V58L230 60V61H234L233 62V64H232V66H233V69H234V72H236V71H238V73L237 74H239V71H244V72H246V76H241L240 75V77L239 76H237V75H235L236 77H237V79H239V78H241V80H239V81H241V82H243V83H246V81H248L249 80V75H250V73L251 72H253V69H260L263 65H264V47L263 46H261V47H257V46H255L253 43L255 42L256 43V40L254 41H252V38H254V37H257V34L259 35L261 32H264V11L262 12V14L260 15V14H258L260 11V9L258 10L259 12L258 13H256L255 11H253L254 9H252V6H253V4H254V6H253V8H256V6H255V3H256V1H255V3H253L254 2V0H253V2H251L250 0H249V2L251 3V4H249V2L248 3H246L245 4ZM258 1V0H257ZM32 2H35V3H37L36 2V0H33ZM53 2H54V0H53ZM52 2V3H53ZM80 2H82L81 0H80ZM80 2H78V3H80ZM87 2V3H88ZM176 2V4H174V5H177V4H181L180 3V1H179V3H177ZM261 2V1H260ZM30 3H31V1H30ZM38 3H39V1H38ZM49 4L51 3V2H48ZM47 3V4H48ZM58 3V2H57ZM63 3H64V1H63ZM61 4V5H64L65 6V4ZM83 3V2H82ZM262 3V2H261ZM39 4H41V2L39 3ZM45 4L43 5L42 4V6H45ZM55 4H56V2H55ZM60 4H57V7H58V5L60 6ZM104 4H106V5H104ZM113 4V5H114ZM184 4V3H183ZM257 4H258V2H257ZM67 5H68V3H67ZM84 6H85V4H83ZM83 5H79L80 7H81V9L84 11L85 9H83ZM92 5V4H91ZM91 5H89L90 7H91ZM93 5V6H94ZM127 5V6H128ZM194 5V4H193ZM37 6H38V4H37ZM48 6V5H47ZM46 6V7H47ZM51 6V5H50ZM64 6L62 7H60V8H62V9H60V8H58V9H60V10H62L61 12H64V10H65V8H64ZM109 5H107V7H110ZM115 6V5H114ZM116 6L115 8L116 9H119L121 6ZM187 7L188 6H190V4H187L186 5ZM192 6V5H191ZM1 7H0V9H1ZM39 7V9H41L40 8V5L38 6ZM52 7H54V5L52 6ZM66 7V6H65ZM98 7H97V10H98ZM104 7V8H103ZM106 7V9L107 10H109V8H107ZM123 7H121V8H123ZM154 7H155V9H157L156 11H157V14L155 15V13H154V16H151V14H149L151 11L149 10V8H153L154 9ZM177 7H179V5L177 6ZM183 7H185L184 5L183 6H181V8H183ZM194 7V6H193ZM261 7V6H260ZM263 7V6H262ZM261 7V8H262ZM64 8V9H63ZM69 8V7H68ZM87 8V7H86ZM92 8V7H91ZM111 9V11H112V8H114L113 6L112 7H110ZM120 8V9H121ZM176 9L177 11H175V10H173V9ZM190 7H188L187 9H189ZM57 9V8H56ZM70 9V8H69ZM79 9V8H78ZM77 9V10H78ZM94 9V8H93ZM92 9V10H93ZM186 9V8H185ZM193 9L194 8H192V11H191V9H190V11L189 10H187V11H189L190 13H192L193 12ZM2 10H0V13H1V11ZM6 10H4V12L6 11ZM38 10V9H37ZM37 10H35V11H37ZM47 10V9H46ZM45 10V11H46ZM48 10H50L51 12H52V9H49V7H48ZM60 10H58V12L57 13H61V12H59ZM71 10H74V9H71ZM82 10H78L80 13L82 12V13H84V15H85V13L88 11H82ZM95 10H96V8H95ZM100 10V12H101V14H102V12L103 11H101ZM105 10V9H104ZM109 10V12H107V17H108V13H111V11ZM183 10V9H182ZM182 10H181V12H182ZM195 10V9H194ZM263 10V9H262ZM41 12L42 11H44L43 9L42 10H40ZM54 11H55V9H54ZM53 11V12H54ZM66 11V10H65ZM69 11V10H68ZM77 11V12H78ZM90 11V10H89ZM94 11V10H93ZM113 11H115V10H113ZM112 11V12H113ZM123 11V10H122ZM122 11H121V13H122ZM126 11V12H127ZM184 11H186V10H183V12ZM196 11H198V10H195V13H197ZM245 12L244 14H245V17H244V14L242 15V14H240L241 12ZM3 12V11H2ZM38 12H39V10H38ZM71 12V11H70ZM74 12H76V9L72 12L73 14H74ZM78 12V13H79ZM116 12V11H115ZM117 12H118V10H117ZM117 12H116V14H117ZM124 12V11H123ZM126 12H124L125 14H126ZM127 12V13H128ZM177 12V16H176V19L177 20H179L177 23H176V20H175V13ZM182 12V13H183ZM189 12H184L183 13V15H184V17H182V18H185V16H186V18H188L189 16L188 15H190V17H191V14H189ZM36 13V12H35ZM40 13V12H39ZM55 13V17L57 18V16H59V18H61L60 17V15L62 16L64 13H61L60 15H57L56 16V12H54ZM68 13V12H67ZM66 13V15H68ZM77 13V14H78ZM81 13V14H82ZM93 12L91 11V15H93L92 14ZM97 13V15L96 14H94V17L95 18H97L96 16H98V14H99V11L98 12H96ZM105 13H106V10H105ZM119 13H120V11H119ZM123 13V14H124ZM181 13V14H182ZM195 13H194V15H195ZM3 14V13H2ZM38 13H36V15H37ZM48 13H46L45 12V15H47ZM73 14H71L72 15V17H73ZM76 13L74 14V15H77ZM87 14V13H86ZM113 14V13H112ZM125 14H124V16H125ZM1 15V14H0ZM6 15V14H5ZM38 15H40V14H38ZM41 15H43V12H42V14ZM44 15V16H45ZM52 15V16H53ZM71 15H69V16H71ZM83 15V14H82ZM91 15H89V16H91ZM106 15H102V19H103V16H106ZM193 14H192V17L194 18L195 16H194ZM238 15H241L242 17H244V18H242L241 20H240V22L239 21H237L236 22V17L238 16ZM48 16V15H47ZM51 16V15H50ZM50 16H48V18L50 17ZM53 16V17H54ZM63 16H65V14L63 15ZM89 16H88V18H89ZM111 16V14H109V17ZM113 17H112V19L114 18V16L115 15H112ZM117 16H119V15H117ZM116 16V18L118 19L119 17H117ZM122 16V15H121ZM124 16H122V17H124ZM150 16V18H147V17H149ZM241 16H239V19H240V17ZM109 17L108 18H106V22L108 23H106L105 22V20H103L106 24H107V26H109L107 29H109L110 28V26L111 25H115V24H113V20L111 19V21H112V24L111 25H109V23H111V21L109 22ZM180 17V16H179ZM189 17V18H190ZM0 18H3L2 16H0ZM51 18V17H50ZM77 18H79V17H77ZM81 18V17H80ZM79 18V19H80ZM88 18H86L85 20H86V22H87V19ZM91 18H93V16L91 17ZM95 18H94V20H95ZM111 18V17H110ZM128 18H126V20L128 19ZM181 18V19H182ZM196 18V17H195ZM4 19V18H3ZM5 19H6V17H5ZM12 19V20H11ZM108 19V20H107ZM116 19V20H117ZM123 19H125V17L124 18H122V20ZM146 19H147V21H146ZM197 19H195V20H197ZM238 19V18H237ZM7 20V19H6ZM42 20V19H41ZM44 20V19H43ZM46 18H45V20L43 21V23L45 22V24H43V27L44 26H46L45 27V29H43L42 28V24H41V28H39V26H40V24L39 23H37V24H39L38 26H35L36 28L38 27L39 28V31L41 32L42 30H46L47 29V27H48V25H50V24H48V25H46L47 23H46ZM83 20H84V18L83 19H81V21H82V23H83ZM85 20H84V22H85ZM100 20V19H99ZM119 20V22H120V18L118 19ZM117 20V21H118ZM125 20V21H126ZM186 20V19H185ZM190 20V19H189ZM188 20V21H189ZM5 20H3V22H4ZM34 21V20H33ZM38 21H40V20H38ZM80 21V20H79ZM90 21H92V19L90 20ZM96 22L98 21V18L95 20ZM94 21V22H95ZM128 21V20H127ZM126 21V22H127ZM130 21V20H129ZM193 20L191 19V22H192ZM93 22V23H94ZM96 22H95V25L94 26H96L97 27V25H96ZM99 22V21H98ZM101 22V21H100ZM99 22V23H100ZM104 22H101V23H103V25L105 26V23ZM126 22H124V23H126ZM185 22H187V21H185ZM191 22H189V23H191ZM250 22V23H249ZM5 23V22H4ZM31 23H34L33 24V26H31ZM49 23V22H48ZM60 23V22H59ZM58 23V24H59ZM70 23V22H69ZM79 23H81V22H79ZM89 23V24H88ZM91 22H89V20H88V22H87V24L91 27L92 25V23L90 24ZM114 23H116V22H114ZM128 23V22H127ZM131 23V22H130ZM130 23H128V24H130ZM256 23V24H255ZM2 24V20H1V22H0V26H2L1 25ZM6 24V23H5ZM62 24V23H61ZM149 24H147L146 26H149ZM249 24H254V25H256V27H252L251 28V25H249ZM10 25V24H9ZM13 25H10V27L11 26H13ZM63 25H65V24H63ZM70 25H71V23H70ZM85 25H86V23H85ZM84 24L82 25V26H85ZM99 25H101V24H99ZM98 25V26H99ZM118 25V24H117ZM182 25H184V27H182ZM50 26H52V25H50ZM48 27L49 28V30H50V28H52V27ZM62 25H60V27H61ZM106 26V27H107ZM116 26V25H115ZM114 26V27H115ZM150 26V27H151ZM250 28H249V27ZM253 26V25H252ZM6 27V26H5ZM13 27H18L17 25L16 26H13ZM53 27H54V25H53ZM60 27H58V29H57V27H56V29L57 30H59V28ZM85 27H88L87 25L85 26ZM95 27V28H96ZM103 26L101 25V28H102ZM111 27H113V26H111ZM117 27V26H116ZM145 27V26H144ZM149 27V28H150ZM167 27H168V29H167ZM7 28H9L8 26L6 27V30H4V27H3V30L4 31H6L7 33L10 31V29L12 28H9V31H7ZM18 28V29H19ZM62 29L60 30V32H62V34H63V32L65 31V30H63V29H65L66 28V26H65V28H63V27H61ZM95 28H93V29H95ZM99 28V31H100V27H98ZM98 28H96L97 30H98ZM148 28V27H147ZM187 28V27H186ZM19 29V30H20ZM54 29V28H53ZM67 29V28H66ZM86 29V28H85ZM89 30H91L90 28H88ZM113 29H116V28H113ZM118 29V28H117ZM17 30V29H16ZM35 31H36V29H34ZM34 30H32L31 29V31H34ZM38 30V29H37ZM57 30H53V31H51L50 30V32H53L54 34L56 33V31ZM68 30H70L69 29V27H68ZM67 30V31H68ZM71 30H73V29H71ZM97 30H93V31H95L94 33L96 34V32H98L99 33V31H97ZM110 30H111V28H110ZM256 30H258V31H260V30H262L260 33H258V31H257V33H256V36H254V34H255V31ZM4 31H3V33H4ZM13 31V30H12ZM35 31H34V33H33V35L34 34H36L35 33ZM38 31V32H39ZM74 31H77L76 29L74 30ZM74 31H73V33H74ZM85 31V30H84ZM93 31L91 32V34H88V36L90 35V36H92L93 38H94V36H95V34H93ZM107 31V30H106ZM105 31V29H104V32H106ZM112 32V35L114 34L115 36L114 37H118L119 35V33H121L120 32V30H118V31H116V30H111ZM132 31V32H131ZM143 31V32H142ZM160 31V32H161ZM171 31V32H172ZM221 31L222 32H224V34H227L228 35V37H224V36H222V37H218L219 35L217 34V33H221ZM14 32L16 33V31L14 30ZM43 32V31H42ZM49 32V33H50ZM58 32V31H57ZM70 32V34H71V32L72 31H69ZM69 32H65L66 34H67V36H68V33ZM87 32H90V31H87ZM169 32V33H168ZM179 32H183L184 33V35L182 36V35H180V33ZM186 32H190V31H188V30H186ZM1 35H2V37H1V35H0V73H4L3 74V76H4V78H5V76L6 75H8V76H10L11 78H12V74L11 73H15L13 70H14V68L13 67H15V69L17 70L18 68H20V67H18V68H16L17 66H15V65H21L22 66V68H21V70H20V72H19V70H18V72L19 73H17L16 72V74H20L21 72H22V70H24V68H23V63H24V65L26 64V66L27 67H29V66H31L32 64H33V69L39 64V63H41L42 62V60H41V62H40V59H39V57H41L42 55H39V57H37L39 60H35V59H37L36 57H35V59H30L29 58V54L30 53H35V51L38 49V48H36V47H38L39 46V44H38V46H37V44H36V46L33 44V41H31L32 43H30L29 41L30 40H28L29 39V36H26L24 39H22V40H19V39H21V35H19V39L17 38V35H18V33L17 34H15L16 35V37H15V35L13 36V35H11V36H5V35H3L2 34V30H1ZM10 34H13V32L11 33V32H9ZM32 33H31V36H32ZM46 33H48V30H47V32ZM73 33H72V35H73ZM98 33L96 34L97 36H99V35H101V34H104V33H102L101 31H100V34L98 35ZM107 33H109V34H111L110 33V31L109 32H107ZM116 33H117V36H116ZM183 33H181V34H183ZM194 33V32H193ZM193 33H192V35H193ZM27 34V35H28ZM39 34V33H38ZM43 34H44V32H43ZM59 34V33H58ZM85 34H86V32H85ZM106 34V33H105ZM108 34V35H109ZM122 34V33H121ZM150 34H151V36H150ZM164 34V35H163ZM191 34V33H190ZM199 34V36L197 37V35ZM234 34L238 37H236L237 39H238V41H239V39H240V43L239 42H236V39H235V42H233V40H229V37H231L232 39H234L232 36H230V35H233L234 36ZM253 34V35H252ZM7 35V34H6ZM9 35V34H8ZM37 35V34H36ZM35 35V36H36ZM40 35V34H39ZM41 35H42V33H41ZM47 35V34H46ZM51 35H52V33H51ZM56 35V34H55ZM60 35H61V33H60ZM94 35V36H93ZM124 35H122V37H124ZM127 35V36H126ZM166 35V36H165ZM171 36L173 35V34H170ZM3 36H5V38H7V39H5ZM23 36V37H24ZM30 36V37H31ZM35 36L33 37H31V40H33V38H35ZM50 36V34H48L47 35V37H49ZM54 36V35H53ZM56 36H58V35H56ZM65 36V35H64ZM64 36H62V37H64ZM69 36H71V35H69ZM97 36H95V38L97 37ZM106 36H107V34H106ZM110 36V35H109ZM182 36V37H181ZM191 36V35H190ZM221 36V35H220ZM254 36V37H253ZM261 36H264L263 34H261ZM43 37H45V36H43ZM104 38H105V35L103 36ZM102 36H101V38H103ZM108 37V36H107ZM111 37V36H110ZM121 37V38H122ZM151 37V38H150ZM153 37V38H154ZM158 37V38H159ZM176 37V35L175 36H173V39H171L172 37H169L168 39H167V41H168V43L170 44V41H172V40H174V38ZM218 37V38H217ZM235 37V36H234ZM259 37V36H258ZM37 38V37H36ZM35 38V39H36ZM50 38V37H49ZM49 38H47V39H49ZM54 38V37H53ZM59 38V37H58ZM58 38H54V39H58ZM83 38V37H82ZM87 38V37H86ZM85 38V39H86ZM94 38V39H95ZM103 38V39H104ZM109 38V37H108ZM108 38H105V39H108ZM121 38H117V39H120L121 40ZM177 38V37H176ZM176 38H175V40H176ZM260 38V37H259ZM262 38V37H261ZM34 39V40H35ZM40 39L44 42V39H46V38H44V39H42V36H40ZM40 39H38V40H40ZM46 39V40H47ZM53 39V40H54ZM60 39H61V37H60ZM67 39V38H66ZM65 39V41L67 42V40L68 39H71L70 37L66 40ZM84 39V40H85ZM88 39V38H87ZM98 39H99V37H98ZM102 39V40H103ZM111 39V38H110ZM115 38H113V36H112V43H111V40H110V43H111V45H109V44H107V49L109 50L110 48H111V46L114 44V43H116V39L114 40ZM124 39L125 38H123L122 39V42L124 41ZM148 39H149V41H148ZM164 39V38H163ZM185 39V38H184ZM257 39V38H256ZM262 39H264V37L262 38ZM28 40V41H27ZM37 40V41H38ZM113 40H114V43H113ZM120 40H119V42H120ZM258 40V39H257ZM36 41V40H35ZM57 40H54V43L56 42ZM59 42L60 41H64V40H58ZM72 41V40H71ZM81 41H83V40H81ZM104 41V40H103ZM148 41V42H147ZM180 41V40H179ZM178 41V42H179ZM264 40H262L261 42H260V45H261V43H264L263 42ZM27 42H29V48H31L30 50L32 51V47H33V45L35 46L34 47V49L36 48V50H34L33 49V51L31 52H29V54H27L28 56V59L27 60H30L29 62L31 63L32 62V64L31 65H28V64H30L28 61V64H27V62H26V60H25V62H22V60H24V59H26L27 57H25V54L26 53H28L27 52V50H24L23 51V53H24V55L22 54H20L21 53V51L25 48V46L27 47L28 45H26V44H28ZM40 42V41H39ZM48 42H49V40H48ZM48 42L47 43H42V44H47L48 45ZM50 42H52L53 43V41H51V38H50ZM49 42V43H50ZM59 42H56V44L57 43H59ZM65 42V44L67 45V43ZM85 42V41H84ZM100 42V41H99ZM102 42V41H101ZM109 42V41H108ZM122 42H120V46H121V44H123V48H124V45H125V43L126 42H124V43H122ZM184 42V41H183ZM211 42V43H210ZM259 42V41H258ZM257 42V43H258ZM41 43V42H40ZM69 43H71V42H68V44ZM98 43V42H97ZM106 43V42H105ZM135 42H133V45H134V47H136L135 46V44H134ZM150 43V42H149ZM175 43H177V42H175ZM181 43V42H180ZM213 43V44H212ZM237 43V44H236ZM32 44V45H31ZM51 44V43H50ZM59 44H61V43H59ZM59 44H58V46H59ZM126 44V45H127ZM130 44H128L129 45V49H130V46H131V48H132V44L130 45ZM242 44H245L246 46L245 47H247L246 49L244 48V49H242V48H237V47H235V46H238V45H242ZM259 44V43H258ZM65 45V46H66ZM75 45V44H74ZM96 45H98V44H96ZM95 45V46H96ZM100 45H101V43H100ZM103 45V44H102ZM118 45H119V43H118ZM125 45V50L127 49V46ZM166 45H167V43H166ZM253 45V46H252ZM30 46H32V47H30ZM52 46V45H51ZM60 46H64V45H60ZM67 46H71V47H73V43L72 44H70V45H67ZM80 46V45H79ZM78 46V47H79ZM92 46V45H91ZM90 46V48H92V47H95V46H92L91 47ZM103 46H105V44L103 45ZM103 46H101L100 48H102ZM109 46H110V48H109ZM116 45H114V47H115ZM138 46V47H139ZM156 46V47H155ZM169 46H171V44L169 45ZM259 46V45H258ZM54 48L56 47V45L55 46H53ZM113 47V46H112ZM117 47V46H116ZM119 47V46H118ZM117 47V48H118ZM52 48V47H51ZM62 48V47H61ZM60 47H58V48H56V50L58 49H61ZM63 48H65L66 49V47H63ZM122 48V49H123ZM177 48H178V43H177ZM73 49V48H72ZM112 49V48H111ZM110 49V50H111ZM114 49V48H113ZM112 49V50H113ZM120 49V51H121V47L119 48ZM139 49H141V48H138L137 49V51L139 50ZM179 49H181V48H179ZM226 49H228V50H226ZM236 49H237V51H236ZM40 50V49H39ZM57 50V51H58ZM62 50V49H61ZM64 50V49H63ZM75 50V49H74ZM96 50V49H95ZM97 50H98V47H97ZM100 50H102V51H104V53L106 52V54L108 55V52L110 51H106V49L104 50L103 48L102 49H100ZM100 50H98V51H100ZM130 50H132V49H130ZM149 50V49H148ZM230 50V51H229ZM41 51V50H40ZM53 51H55V50H53ZM57 51H55V52H57ZM82 51H84V50H82ZM88 51H90V49L88 50ZM120 51H117V54H119L118 52H120ZM123 51V50H122ZM135 52H136V49L134 50ZM152 51V50H151ZM159 51V50H158ZM177 51V50H176ZM37 52H38V50H37ZM60 52H63V51H60ZM75 52V51H74ZM113 52H114V50H113ZM116 52V51H115ZM124 52V51H123ZM122 52V53H123ZM127 52H129V51H127ZM131 52V51H130ZM237 52H238V56L236 55L237 54ZM71 53H73V51L71 52ZM79 53V52H78ZM81 53V52H80ZM87 54H88V52H86ZM93 53H96V52H93ZM109 53H111V52H109ZM131 53H133L134 54V56H132V57H136V53H134L133 51L131 52ZM131 53H130V55H131ZM141 53H142V50H141ZM140 53V54H141ZM144 53H146V52H144ZM153 52H151V54H152ZM168 53V52H167ZM239 53L240 54H243V55H245L247 58L249 57L250 59L252 58V62L250 63L251 65H249L247 62L249 61H247L246 60V57H244L245 58V60L243 59V57H241L240 55H239ZM64 54V53H63ZM63 54H62V56H63ZM74 55H75V53H73ZM73 54H71L70 56L72 57V55ZM77 54V53H76ZM83 54V53H82ZM90 54V53H89ZM103 54V53H102ZM112 54V53H111ZM113 54H115V56H116V53H113ZM124 54H126V53H124ZM140 54L139 55H137L138 57H140ZM150 53H148L147 55H151ZM153 54H155V52L153 53ZM151 55V56H154V55ZM163 54V55H162ZM61 55V54H60ZM68 55H69V53H68ZM67 55V56H68ZM74 55H73V58H74ZM93 55V54H92ZM110 55V54H109ZM128 55V54H127ZM155 55V56H156ZM182 55V56H183ZM30 56H31V54H30ZM70 56H69V58H70ZM86 56V55H85ZM105 56V55H104ZM104 56H101V57H104ZM121 56V55H120ZM125 56V55H124ZM123 56V57H124ZM142 56H143V54H142ZM158 56H156V58H158L159 59V57ZM181 56V57H182ZM240 56V57H239ZM25 57V58H24ZM33 56H31V58H32ZM44 57V56H43ZM79 57V56H78ZM81 57V56H80ZM82 57H84V56H82ZM90 57V56H89ZM97 57V56H96ZM100 57V56H99ZM106 57H108V56H106ZM105 57V58H106ZM122 57V58H123ZM131 57V56H130ZM138 57H136L137 59H138ZM162 57H161V60H164V59H162ZM165 57V56H164ZM163 57V58H164ZM170 57V56H169ZM172 57V56H171ZM180 56H178L177 57V61H178V58H179ZM180 57V58H181ZM34 58V57H33ZM42 58V57H41ZM59 58V57H58ZM62 58H66V56L65 57H62ZM76 58H77V56H76ZM76 58L74 59V60H76ZM104 58V59H105ZM109 58V57H108ZM107 58V59H108ZM122 58H120V59H122ZM143 58V57H142ZM141 58V60H142V62H144V60ZM153 58V57H152ZM155 58V57H154ZM174 58V57H173ZM183 58V59H184ZM21 59V60H20ZM43 59V58H42ZM83 59V58H82ZM106 59V60H107ZM144 59H146V58H144ZM166 59V58H165ZM182 59V58H181ZM183 59L182 60H180L179 59V61H182L183 62ZM18 60V61H17ZM39 61V62H36V63H38V64H36V66L34 67V62L35 61ZM73 60V59H72ZM109 60V59H108ZM114 60V59H113ZM148 60H149V57H148ZM154 60H156V59H154ZM175 59H174V62L176 61ZM17 61V63L18 64H15L14 62H16ZM57 61V60H56ZM58 61H61V60H58ZM57 61V62H58ZM63 61H64V59H63ZM69 62H67V63H71L70 61L71 60H68ZM101 61V60H100ZM99 61V62H100ZM121 61V60H120ZM124 61V60H123ZM127 61V60H126ZM125 61V62H126ZM133 60L132 59H130V60H128L127 62H132ZM139 62H140V60H138ZM146 61H147V59H146ZM156 61H158L159 63H157V66H158V64H160V59L159 60H156ZM155 61V62H156ZM166 61H167V59H166ZM185 61V60H184ZM77 62V61H76ZM79 62V61H78ZM78 62H77V65H78ZM94 62H96V61H94ZM105 62H107V61H105ZM112 62V61H111ZM114 62V61H113ZM117 62H118V60H117ZM116 62V63H117ZM134 62V61H133ZM131 63L132 65L131 66H133V64H135L136 63V61L134 62V63ZM141 62V63H142ZM151 62V61H150ZM162 62L163 61H161V64H162ZM165 62V61H164ZM168 62V61H167ZM11 63H14V64H11ZM61 63V62H60ZM66 63V62H65ZM108 63H110V62H108ZM120 63V62H119ZM145 63V62H144ZM152 63V62H151ZM166 63V62H165ZM179 63V64H178ZM7 64H9V65H12V67H10L9 65H7ZM58 64V63H57ZM63 64V63H62ZM61 64V65H62ZM73 64V63H72ZM98 64H100V63H98ZM111 64V63H110ZM139 64V63H138ZM150 63H148V65H149ZM154 65H155V63H153ZM160 64V65H161ZM167 64V63H166ZM166 64H165V66H166ZM14 65V66H13ZM40 66L41 65H43V64H39ZM67 65V64H66ZM76 65V64H75ZM114 65H117V64H114ZM130 64L129 63H127V66H123V67H120V69L117 71V70H115V71H117V72H115L114 74H112L113 75V78H111L110 79V77L112 76H107V78L108 79H110L114 84H115V86H116V88L118 89V87H117V85L119 84H117L116 85V83L117 82H120L121 84H127L128 83V89L130 88L131 89V91H128L127 89H124V87H121L120 89L122 90V88H123V90H124V93L125 94H123V95H125V97L124 96H120V95H118V94H116L118 97H115V94L113 93V91H115V90H117V89H115V90H113V91H109L110 90V88H111V86L113 85V83L112 82H110V83H112V85L111 86H109L108 85V87H110L109 88V90H106V89H108V87L106 86V84H105V86L107 87L106 89H105V87L104 86H102V87H104L103 88V91L104 90H106V91H109L108 93L105 91L104 93H107V94H104V93H102L101 92V95H99V97L97 98H95L94 99V102H92L91 101V99H90V97H89V101H91V102H89L91 105H90V107L89 106H87V107H89V109L86 107V109H82V108H84L81 104H79L80 102H88V96L86 95H84V94H82V92L81 91H83V90H80L81 89V86H76V87H78L79 89L77 90V88L76 87H74V88H76V90H77V92L79 91V92H81V94H82V96L79 94V92H78V95L79 96H76V90L73 88V90H74V92H73V90L71 89V91L73 92V94L74 95H72V96H70L71 94L70 93H72V92H69V94H67L68 93V91H66V89H64L66 92L65 93H63L64 94V97H63V95L61 94V97H60V95H59V97H60V99L61 98H63V101L62 102H64L63 104H65L66 103V105L67 104H69L70 102H71V105L74 107V109L73 108H71V110H75V112L78 114V116L80 115L81 117H79L80 119L82 118V116L84 117L86 114H87V116H85L84 118H85V120L87 119V117H89V119H90V117L92 118V119H90V121L91 120H93V122L96 124V123H98V122H96V121H99L100 119L103 121V122H101L100 124H101V129H100V126H99V123H98V127H99V129L101 130V134H102V132H105L106 130H109L108 128V125H110V123L111 122H113L114 124H115V120H117V119H119V122L120 121H123V123L125 122V120H123L124 118H125V116H127L128 117V115H126V114H128V113H126V111H127V109L131 106V105H133L132 103H129L128 101V103L126 102V100L125 99H127L128 100V98H126V96L128 95L129 96V93L130 92H133V91H135L136 89H137V91H135V93L137 92L138 94L140 93L139 92V88L141 87V86H139L140 85V83H142V81L141 80H145L146 79V75L144 76V79H142L141 78V75L144 73L143 71H144V69L146 70L148 67H144V66H142L141 67V65H138L137 67H136V65H134L136 68H134V69H132L131 68V66H129ZM147 65V64H146ZM145 65V66H146ZM147 65V66H148ZM150 65H152V64H150ZM149 65V68L148 69H150V66ZM10 67V68H13V70L12 71H8L7 70V67ZM26 66H24L25 67V69L27 70L28 68L26 67ZM65 66V65H64ZM64 66H63V68H64ZM74 66V65H73ZM98 66V65H97ZM100 66H102V65H100ZM104 66V65H103ZM111 66V65H110ZM133 66V67H134ZM153 66V65H152ZM157 66H155V67H157ZM162 66V65H161ZM55 67V66H54ZM61 67V66H60ZM154 67V66H153ZM166 67V68H167ZM218 67V68H217ZM39 68V67H38ZM55 68H58V67H55ZM66 68V67H65ZM99 68H101V67H99ZM110 68H112V67H110ZM144 68V69H143ZM162 68V67H161ZM36 69V68H35ZM40 69V68H39ZM67 69V68H66ZM88 69V68H87ZM107 69V68H106ZM115 69H117V68H115ZM157 69H158V67H157ZM51 70H53V71H49V70H47V71H49V72H52V73H48L47 71H46V73H48V75H49V77H53V75H50V74H55V73H53V72H55L56 71V76H57V70H54L53 69V67L51 68ZM63 70V69H62ZM72 70V69H71ZM100 70H104V72L105 73H108V72H106V70H105V67H104V69L102 68V69H99V71ZM108 70H110V69H108ZM151 70V69H150ZM153 70H155V69H152V73L153 72H158L157 70H155V71H153ZM163 70V71H162ZM25 71V70H24ZM33 71V70H32ZM30 72V68H29V74L30 73H35V72ZM35 71V70H34ZM36 71H37V69H36ZM60 71V70H59ZM64 71V70H63ZM90 71V70H89ZM93 71V70H92ZM92 71H90V72H92ZM27 72V71H26ZM27 72V73H28ZM44 72H45V70H44ZM62 72V71H61ZM61 72H60V74H61ZM66 73L68 72V71H65ZM75 72H76V70H75ZM81 72V71H80ZM87 72V71H86ZM93 72H95V71H93ZM103 72V73H104ZM110 72V71H109ZM147 72V71H146ZM255 72V71H254ZM8 73V74H7ZM64 73V72H63ZM62 73V74H63ZM70 73V72H69ZM72 73H74V71L72 72ZM78 74H79V72H77ZM99 73H101V72H99ZM98 73V74H99ZM233 73V72H232ZM22 74H24L23 76H25V73H23L22 72ZM28 74V75H29ZM44 74V73H43ZM61 74V75H62ZM82 74V73H81ZM86 74H88V73H86ZM91 74H93V73H91ZM110 73H108V75H109ZM145 74V73H144ZM147 75L148 74H150V71H149V73H146ZM154 74V73H153ZM158 74V75H159ZM164 74H166L165 76H164ZM229 74H231V73H229ZM235 74V73H234ZM234 74H232V76H230V77H228V78H226V79H228L227 80V83L229 84V82L228 81H230V83L231 82H233V79L235 78L234 77ZM12 75V76H11ZM15 75V74H14ZM21 75V74H20ZM20 75H19V77H20ZM31 75V74H30ZM34 75V76H33ZM33 75H31L28 79L29 80H32V78L33 77H36L35 76V74H33ZM65 75H67V74H65ZM65 75H63V77H62V79L64 78V76ZM69 75V74H68ZM101 75H103L104 77H105V75L104 74H101ZM101 75H99V76H101ZM2 76V75H1ZM6 77V80L9 78L10 79V77ZM22 76V77H23ZM33 76V77H32ZM42 76V75H41ZM44 76H45V74H44ZM46 76H47V74H46ZM72 76V75H71ZM79 76V75H78ZM92 76V75H91ZM98 77L97 76V74L95 73L94 75H93V77ZM156 76V75H155ZM164 76V77H163ZM228 76V75H227ZM16 77V75L14 76V78ZM21 77V78H22ZM25 77H27V75L25 76ZM25 77H23V78H25ZM32 77V78H31ZM43 77V76H42ZM55 77V76H54ZM57 77H59V75L57 76ZM57 77H55L56 78V80L55 79H53L54 81H55V83H57V82H59V81H57ZM67 76H65V80H67V78H66ZM76 77V76H75ZM80 77V76H79ZM94 77V78H95ZM239 77V78H238ZM14 78H12L11 80H13ZM17 78H18V75H17ZM20 78V79H21ZM22 78V79H23ZM61 78V77H60ZM82 78V77H81ZM91 78V77H90ZM103 78V77H102ZM107 78H105V80L107 79ZM148 78V77H147ZM149 78L151 79V77L149 76ZM170 78V77H169ZM170 78V79H171ZM3 79V78H2ZM16 79V78H15ZM19 79V78H18ZM22 79H21V81L19 80H15V81H11V82H14V83H16L15 85H17L19 82H22ZM27 79V78H26ZM25 79V80H26ZM37 79V78H36ZM47 79H50V78H47ZM62 79H58V80H62ZM71 79V78H70ZM76 79H77V77H76ZM92 80H90V82L89 83H91V81H92V83H93V85L94 84H98V80L96 81V83L95 82H93V78H91ZM98 79V78H97ZM114 81H113V80ZM150 79H148V82H149V80ZM155 79V78H154ZM169 79V80H170ZM225 79V78H224ZM231 79H232V81H231ZM1 80V79H0ZM24 79H23V81H25ZM29 80H27L28 82L27 83H31L32 81H29ZM40 80V79H39ZM41 80H42V78H41ZM45 80H46V78H45ZM45 80H43V81H45ZM52 79H51V81H53ZM64 80V81H65ZM79 80V79H78ZM84 80H85V78H84ZM84 80H83V82H84ZM96 80V79H95ZM94 80V81H95ZM100 80H103V79H100ZM152 80V79H151ZM235 80H236V78H235ZM234 80V84H236L235 81ZM34 81H35V79H34ZM53 81V82H54ZM68 81V80H67ZM66 81V82H67ZM70 81V80H69ZM81 82H82V80H80ZM79 81V83H81ZM89 81V80H88ZM117 81V82H116ZM154 81V82H155ZM219 81V82H218ZM239 81H237L239 84H240V82ZM245 81V82H244ZM3 82V81H2ZM5 82V81H4ZM7 82V81H6ZM10 82V83H11ZM39 82V81H38ZM46 82H48V81H46ZM63 82V81H62ZM61 81H60V86H61V84L63 85V83H62ZM105 82V81H104ZM143 82H145V84H146V80L145 81H143ZM148 82H147V84L145 85V87H142V88H144V89H146V86H147V89H148V87H149V85H148ZM150 82H152V81H150ZM9 83V84H10ZM24 83V82H23ZM27 83H25L26 85H27ZM35 83V82H34ZM49 83H52V82H50V80H49ZM48 83V86H50L51 84H49ZM70 83H72L71 81L69 82V84ZM79 83H77V84H79ZM85 83V82H84ZM83 83V84H84ZM92 83H91V85H92ZM237 83V84H238ZM5 84V83H4ZM3 84V85H4ZM13 84V83H12ZM19 84H21V83H19ZM44 84H45V82H44ZM77 84H75V85H77ZM86 85H87V81H86V83H85ZM100 84L102 85V83L100 82ZM99 84V85H100ZM108 84H109V81H108ZM124 84H123V86H124ZM143 84V83H142ZM141 84V85H142ZM155 84V83H154ZM154 84H151L152 86L154 85ZM234 84H232V85H234ZM0 85H1V83H0ZM2 85V86H3ZM34 85V84H33ZM37 85H39L38 87H40V88H42V86H40V83L38 84L37 83ZM42 85V84H41ZM52 85H54V83L52 84ZM56 85V84H55ZM65 85V84H64ZM72 85V87H73V85L74 84H71ZM85 85V86H86ZM92 85V87H94V86H97V85H94L93 86ZM101 85H100V87H101ZM144 85V84H143ZM2 86H0L1 87V89H2ZM5 86H6V84H5ZM18 86V85H17ZM22 86H24V84L22 85L21 84V86L20 87H22ZM35 86V85H34ZM45 86V85H44ZM46 86H47V84H46ZM57 86H58V84H57ZM66 86H68V85H66ZM83 86V85H82ZM88 86H89V84H88ZM119 86V85H118ZM120 86H122V85H120ZM151 86V87H152ZM155 86H157V85H155ZM7 87V86H6ZM35 87H37V86H35ZM37 87V88H38ZM54 87V86H53ZM69 87V86H68ZM67 87V88H68ZM98 88V90L100 89V87L99 86H97ZM113 87V86H112ZM139 87V88H138ZM36 88V89H37ZM45 88V87H44ZM55 88V87H54ZM57 88H59V87H56L55 89H57ZM61 88V87H60ZM88 88V87H87ZM86 88V89H87ZM90 88V87H89ZM88 88V89H89ZM0 89V90H1ZM21 89V88H20ZM39 89V88H38ZM62 89H63V87H62ZM83 89H85V87L83 88ZM85 89V90H86ZM94 89V91H95V87L93 88ZM102 89V88H101ZM113 89H114V87H113ZM129 89V90H130ZM19 90V87H18V89H17V91ZM41 90V89H40ZM51 90H52V88H51ZM58 90V89H57ZM63 90V91H64ZM68 90H70V88L68 89ZM84 90V92H90L89 90H86L85 91ZM90 90H91V88H90ZM119 90V89H118ZM119 91V92H122L123 93V91ZM125 90H127L128 91V94H127V91H125ZM19 91H21L22 92V89L21 90H19ZM33 91V90H32ZM42 91V90H41ZM55 91V90H54ZM93 91V92H94ZM100 91H102V90H100ZM99 91V92H100ZM141 91V90H140ZM210 91H211V93L212 94H210ZM16 92V91H15ZM21 92H19L18 94H20ZM24 92V91H23ZM22 92V93H23ZM40 92V91H39ZM48 92V91H47ZM83 92V93H84ZM87 92V93H88ZM112 92V93H111ZM118 92V93H119ZM218 92V91H217ZM17 93V92H16ZM21 93V96H23V94ZM27 93V92H26ZM26 93H24V96L25 97H27L26 95H28L30 92H28V94H26ZM32 93V92H31ZM31 93L29 94V95H31ZM61 93H62V91H61ZM92 93V92H91ZM90 93V94H91ZM95 93H97V94H100V93H98L97 91L95 92ZM94 93V94H95ZM115 93H117L116 91H115ZM135 93H130V95L131 96H134V95H132V94H135ZM136 93V94H137ZM170 93H171V91H170ZM169 93V94H170ZM44 94V93H43ZM42 94V95H43ZM60 94V93H59ZM65 94H67V96H65ZM127 94V95H126ZM2 95V94H1ZM28 95V96H29ZM41 95V94H40ZM41 95V96H42ZM58 95V94H57ZM68 95H69V97H68ZM84 95V96H83ZM96 95V94H95ZM140 95V94H139ZM153 95V96H154ZM171 95H173V94H171ZM170 95V96H171ZM177 95V94H176ZM192 95H194V97H195V99L194 98H191L192 97ZM222 95V94H221ZM7 96V95H6ZM12 96H14V95H12ZM39 96V95H38ZM45 96V95H44ZM94 96V95H93ZM98 96V95H97ZM130 96V98L129 99H132V98H138L139 96H135V97H131ZM152 96V97H153ZM15 97V96H14ZM20 97V95L18 96V98ZM30 97V96H29ZM31 97H33V96H31ZM37 97V96H36ZM43 97V96H42ZM95 97V96H94ZM5 98V97H4ZM3 98V99H4ZM21 98H23V97H21ZM41 98V97H40ZM92 98V97H91ZM137 98L136 99H133V100H135V101H133V100H131L132 102H136V100H137ZM196 98H198V99H196ZM0 99H1V96H0ZM25 99V98H24ZM33 99V98H32ZM36 99V98H35ZM45 99V98H44ZM43 99V100H44ZM58 99V98H57ZM57 99H55V100H57ZM59 99V100H60ZM67 100V102H65L64 100ZM93 99V98H92ZM192 99V100H191ZM14 100V99H13ZM41 100V99H40ZM46 100V99H45ZM59 100H57L56 102H57V104H58V102L60 103V101ZM114 100V101H113ZM122 100H124V101H122ZM171 100V99H170ZM238 100V99H237ZM19 101V100H18ZM35 101V100H34ZM120 101H122V102H120ZM130 101V102H131ZM138 101V100H137ZM18 103L17 101H8V100H6V99H4L3 101H1L0 100V103L5 107V108H9V109H11V110H7V112H9V114H11V116H12V114L15 116H12V117H14V118H18L17 116H19V114L18 113H20L19 111L17 112V109H16V106H13V104L14 103ZM47 102V101H46ZM51 102V101H50ZM61 102V103H62ZM69 102V103H68ZM161 103L160 105H159V103ZM185 102H187L186 104H184V105H187L186 107L185 106H183V105H181V104H183V103H185ZM241 102V101H240ZM89 103H88V105H89ZM121 103H127L126 105L124 104V106L122 107V105H121V108H120V105L119 104H121ZM169 103V104H170ZM199 103H202V107H203V105L205 104V105H207L206 107H209V108H213L212 110H211V112H210V109H209V111H207L208 113H205V111L206 110H204V112H203V108L205 107H203L202 108V110L200 111V106H199V108H198V106H196V105H198ZM204 103V104H203ZM216 103V104H215ZM241 103H243V102H241ZM31 104V103H30ZM29 104V105H30ZM35 104V103H34ZM85 103H83V105H84ZM166 104V105H165ZM218 104V105H217ZM17 105V104H16ZM19 105L21 106V104H18L17 105V107H19ZM23 105V104H22ZM32 105V104H31ZM46 105V104H45ZM56 105V104H55ZM55 105H54V107H55ZM82 106L81 107V109H80V107L79 106ZM86 105H87V103H86ZM85 105V106H86ZM136 105V104H135ZM138 105V104H137ZM176 105V106H177ZM199 105H201V104H199ZM216 105H217V107H216ZM37 106V105H36ZM48 106V105H47ZM56 106H58V105H56ZM61 106H63V105H61ZM65 106V105H64ZM63 106V107H64ZM68 106V105H67ZM173 106V107H174ZM131 107H133V106H131ZM164 107V108H165ZM172 107V106H171ZM188 107V108H187ZM197 107V109H199V112L198 111H196L197 109H195ZM205 107V108H206ZM22 108V107H21ZM47 108V107H46ZM136 108H137V106H136ZM190 108H191V110H190ZM204 108V109H205ZM53 109V108H52ZM168 109H170V107H169V105H168ZM179 109V110H178ZM192 109H193V111H192ZM195 109V110H194ZM224 112H226V113H231V111H230V108L229 107H227V106H223L222 108H221ZM23 110H24V107H23ZM34 110V109H33ZM48 110H50V108H48ZM130 111H132L131 109H129ZM129 110L127 111V112H129ZM172 110V109H171ZM207 110H208V108H207ZM25 111V110H24ZM46 111V110H45ZM65 112L67 111V110H64ZM85 111V113H84V115H82L83 114V112ZM145 111V112H144ZM194 111H196V114H194V115H192V113L191 112H194ZM23 112V111H22ZM59 112V111H58ZM61 112V111H60ZM63 112V111H62ZM136 112V111H135ZM197 112L201 115V116H199V117H201L200 119H202L203 120V122L202 121H200V122H197L196 120V122H197V125H196V123H193V121H191L192 119H195V118H193V117H195V115H199V114H197ZM126 113V114H125ZM131 113V112H130ZM134 113V112H133ZM44 114V113H43ZM61 114H64V113H61ZM119 116H118V115ZM21 115V114H20ZM23 115V114H22ZM21 115V116H22ZM129 115H131V114H129ZM134 115H135V113H134ZM137 115H138V118H137ZM232 115L234 116V114L232 113ZM250 115L251 114H249V117H250ZM21 116H19V118H18V120H22L21 118H23V117H21ZM58 116V115H57ZM62 115H60V117H61ZM196 116V117H197ZM206 116V117H207ZM229 116V115H228ZM252 116V115H251ZM231 117V116H230ZM235 117V116H234ZM234 117H233V119H234ZM253 117H255V116H253ZM120 118H123L122 120H120ZM173 118H176V119H179V121L181 120L182 121V119L184 120L185 119V122L183 121V124L181 123V121L179 122L178 120H174ZM198 118V117H197ZM224 118H225V116H224ZM228 118V117H227ZM236 118V117H235ZM256 118V117H255ZM254 118V119H255ZM79 119V121H81ZM97 119H99V120H97ZM132 119V121H134ZM16 120V119H15ZM84 120V119H83ZM84 120V121H85ZM88 120V119H87ZM86 120V121H87ZM173 121L174 120V123L175 122H179V123H181V124H179L180 126H178L177 125V123H175L178 127H176V126H174V123H172L173 125L172 126H170L171 124H170V121ZM250 120H252V118H250ZM19 121V122H20ZM23 121V120H22ZM83 121V122H84ZM209 121H208V124H209ZM252 121H256L257 122V119L256 120H252ZM17 122V121H16ZM92 122V123H93ZM118 122V121H117ZM116 122V123H117ZM131 122V121H130ZM160 122V123H159ZM22 122H20V124H21ZM80 123V122H79ZM78 123V124H79ZM93 123V124H94ZM159 123V126H156L157 124ZM228 123H229V119H228ZM75 124V123H74ZM81 124H84V123H80V126H81ZM114 124H112V125H114ZM136 124V125H135ZM155 124V125H154ZM207 124V125H208ZM17 125H19V123L17 124ZM118 125H120V123L118 124ZM117 124H115V126H118ZM210 125V124H209ZM208 125V127H210ZM76 126V129H77V125H75ZM83 126V125H82ZM95 127L97 126V125H94ZM93 126V127H94ZM120 126H122V125H120ZM152 126V127H151ZM84 127H86V125L84 126ZM98 127H97V129H98ZM106 127H108V128H106ZM123 127V126H122ZM122 127H120V128H122ZM81 128V127H80ZM124 128V127H123ZM149 128V129H148ZM214 128V127H213ZM212 128V129H213ZM225 128H224V130H225ZM234 128V127H233ZM79 129V128H78ZM88 129H92V128H88ZM88 129H86L85 128V131H86V133H88L87 131H88ZM106 129V130H105ZM152 129V130H153ZM198 129H199V131H198ZM211 128H209V130H210ZM84 130V129H83ZM93 130V129H92ZM112 130V129H111ZM184 132H183V131ZM215 130V129H214ZM223 130V129H222ZM221 130V131H222ZM85 131H82V129L81 130H78L77 132H78V134H81V135H83L84 137H85V135L84 134H86V133H84ZM197 131V132H196ZM218 131H220V130H218ZM217 131V132H218ZM90 132H91V130H90ZM95 132V131H94ZM110 132V131H109ZM143 132V131H142ZM150 132V133H149ZM183 132V133H182ZM205 132V131H204ZM230 132V131H229ZM100 133V132H99ZM106 133V132H105ZM112 133V132H111ZM146 133V132H145ZM144 133V134H145ZM163 133V134H164ZM214 133H215V131H214ZM101 134H99L100 135V137H101ZM107 134V133H106ZM142 134V135H141ZM152 134H153V136L154 135H156V134H154V131H152ZM151 134V135H152ZM159 135H160V133H158ZM157 134V135H158ZM201 134H202V131H201ZM200 134V137H202L201 139L203 140H201L202 142H207V145L210 143V138L208 139L207 138V134H205V136L206 137H203V135H201ZM204 134V133H203ZM253 134V135H252ZM105 135V134H104ZM151 135H149V137L151 138ZM156 135V136H157ZM251 137L252 138H256V137H254L255 136V134L254 133H252L251 132ZM86 136H88L87 134H86ZM108 136V135H107ZM107 136H105L104 138H106ZM148 136V135H147ZM152 136V137H153ZM155 136V137H156ZM161 136H162V133H161ZM262 137L261 138H263L264 139V136L263 135H261ZM79 137H81V136H79ZM84 137H81V139L82 138H84ZM129 137V136H128ZM164 137V136H163ZM209 137V136H208ZM88 138V137H87ZM87 138H84V139H86V141H87ZM102 138V137H101ZM125 138V137H124ZM130 138V137H129ZM128 138V140L131 142V140ZM90 139V138H89ZM88 139V140H89ZM103 139V138H102ZM125 139H127V137L125 138ZM125 139H124V141H125ZM132 139H134V138H132ZM230 139H232V141L234 142V140H233V138H231L230 137ZM127 140V141H128ZM229 140V139H228ZM256 139H254V141H255ZM113 140H111L110 142H112ZM129 141H128V143H129ZM226 141V140H225ZM224 141V143H225V145L224 146H226V147H228L229 146V143H227L228 144V146H227V144H226V142ZM83 142V141H82ZM88 142V141H87ZM87 142H84V143H87ZM122 142V141H121ZM133 142V141H132ZM136 142H137V140H136ZM159 142V140L156 142V144ZM230 142V146H233V145H231V143L233 144V142H231V141H229ZM256 142V141H255ZM258 142V141H257ZM262 143H263V141H261ZM260 141H259V144L261 143ZM134 143H135V139H134ZM214 143V142H213ZM204 144V143H203ZM211 144V143H210ZM264 144V143H263ZM258 145L259 147H260V150L258 151V154H259V156H258V158L260 159V158H262V157H264V145ZM108 145V146H109ZM120 146V147H119ZM189 146V147H188ZM149 147H152V146H148V147H146L147 149L149 148ZM154 147V146H153ZM189 149H188V148ZM119 148V149H118ZM5 149V148H4ZM2 150L1 148H0V158H2V159H4V158H6L8 155H7V152H8V154H9V152H11V151H9V149H8V151L7 152H4L5 150ZM11 149V148H10ZM117 149V150H116ZM124 149V150H123ZM138 149V150H137ZM152 149V148H151ZM187 149V150H186ZM200 149H202L201 147H200ZM189 150V151H188ZM227 150H229L228 148H227ZM151 151V150H150ZM197 151V150H196ZM202 151V150H201ZM201 151H199V153L201 152ZM231 151H232V149H231ZM73 152V151H72ZM195 150L194 151H192L191 153H190V155H189V159L192 161L191 163H194V159H195V156L197 155V156H199V153H197V152H195L196 153V155H195ZM173 153V152H172ZM171 153V154H172ZM234 154H235V152H234ZM231 155V152H229L228 154H226V155H219V152H215V155L210 159V166H211V168L212 169H214L215 168V170H214V172L216 173L217 172V174H218V170H220V169H218V168H216V166L215 165H218V164H216L217 163V161L219 160L218 158H219V156H224V158H226V159H228V160H230V162H231V165H233V166H236V165H234L233 164V162H235L236 160L235 159H237V158H234L233 156H237V155ZM7 155V156H6ZM10 155V154H9ZM143 155V154H142ZM170 155V156H169ZM173 155V154H172ZM187 155H184V156H187ZM6 156V157H5ZM109 156H111V158H110V160H108L107 161V158L109 157ZM181 156V155H180ZM143 157V156H142ZM169 157H171V158H169ZM183 157V155L180 157V158H182ZM188 157V156H187ZM187 157L185 158L184 157V159L186 160L187 159ZM79 159V158H78ZM183 159V160H184ZM197 159V158H196ZM182 160V161H183ZM190 160H189V162H190ZM185 162V161H184ZM196 162V161H195ZM15 165H17V164H15ZM232 166V167H233ZM209 167V166H208ZM214 167V168H213ZM103 168V167H102ZM122 168H125V169H122ZM236 168V167H235ZM212 169H210V167H209V169H208V171L209 170H211L210 171V173L213 171ZM234 172L236 171V170H234V169H232ZM214 172H212V173H214ZM237 172V171H236ZM134 173V174H133ZM209 173V174H210ZM203 175V174H202ZM206 175H208L207 173H206ZM204 176V175H203ZM212 176H214V175H211V178H213ZM92 176L90 175V177L89 178H91ZM148 177L152 180V176H151V174H149L148 175ZM136 180L137 179H134V180H132L131 182H129V184H127V185H124V186H122V190H124V193H125V191H131V193H135V192H137V194H138V197H139V195H140V193H141V196H143V197H145V198H150V196H151V194H152V191H153V189L152 188H150V189H144V190H142L141 188H139V183L138 182H136ZM156 181V180H155ZM157 183V182H156ZM184 183L187 185V186H189V187H191L188 183H186L185 181H184ZM156 185H159V184H156ZM102 188V187H101ZM107 188L106 187H103L102 188V190L103 191H105ZM141 189V190H140ZM192 190L196 193V194H198L199 195V193H200V190L197 188V187H193L192 186ZM136 194V195H137ZM126 195V194H125ZM135 195V194H134ZM140 196V197H141ZM147 196V197H146ZM124 197V196H123ZM123 197H118V198H115L114 200H112L108 205L109 206H115L116 208H121L122 206H123V204H124V201H125V197L123 198ZM137 197V198H138ZM148 201V200H147ZM189 208H190V211L189 210H187V211H189L188 213L189 214H191L192 213V209H191V207L190 206H188ZM187 207V208H188ZM147 209V208H146ZM146 209H145V207L143 208H140V207H138L136 210H135V214H136V216H139V217H144V218H148L149 216V214H148V211H146ZM193 214V213H192ZM191 214V215H192ZM226 219L227 220H230L231 222H237L238 223V219H237V221H236V219L234 220V219H232V216L231 217H226ZM69 221V220H68ZM107 221L108 220H103V218H101V219H99V217L98 216H94L93 217V215L91 216V214L90 215H87V216H80L79 218H75L73 221L71 220L70 222H69V225L70 226H75V225H78V224H86V226L88 225H93L94 227H97L98 229H104V231H106V229L110 226V225H107V224H109V222L107 223ZM67 223V222H66ZM240 223V222H239ZM41 225V224H40ZM59 225H61V226H59ZM58 226L59 227H57L58 229H55L52 225H51V222H43V226H40V227H42L41 228V230H40V233L39 234H41L42 235V238H43V242H45L46 244H49V242L51 243V242H55L57 239H58V237H60L59 236V234H62V233H64L63 231L64 230H66L65 229V226H66V224H65V222H64V225L65 226H62V224H59ZM68 227V226H67ZM78 227V226H77ZM71 228V227H70ZM243 228H245L244 230H245V232H246V234H245V236H244V241L243 242H246V243H243V249H241L239 252H238V254L236 253V256H237V258L236 259H240L238 262H239V264H255V263H258V264H264V255L262 254V251H263V249L261 250V247L262 246H264L263 244H264V240L263 239H261L260 237H259V234L257 233L258 232V228H255V226H253V225H249V224H245V227H243ZM62 229H64V230H62ZM216 227H208L206 230H207V232L205 231V233H206V235H208V236H210V235H212L213 233H215L216 232ZM109 230V229H108ZM205 230V229H204ZM247 230V231H246ZM103 231V230H102ZM134 231H139V228H138V226L135 228V230ZM205 233H204V235H205ZM8 234H10V233H8ZM41 235H39V239H40V236ZM128 235V234H127ZM195 235V234H194ZM3 236V235H2ZM10 236V235H9ZM14 236V235H13ZM12 236V234H11V237L9 238L8 237V239L7 238H5V239H7V243H8V245L10 244V245H12V246H15L16 247V244L17 245H21V244H23L22 245V247L23 248H27V249H37V248H39V247H43V245H46L45 243H42V241H41V239H40V243H39V241L38 242H34V243H32V244H29V243H27V242H25V243H22V242H18V240H16L17 238H15V237H13ZM6 237V236H5ZM132 233L131 234H129L127 237L125 236V239L126 240H131L132 238ZM192 237V236H191ZM194 237V236H193ZM192 237V238H193ZM197 237L198 236H196L195 238L197 239ZM203 237H205V236H203ZM3 238V237H2ZM206 238V237H205ZM39 239H37V240H39ZM77 239L78 238H74V242H72L73 243V245L74 244H76V242H80L79 241V239H78V241H77ZM123 239H124V236H123ZM188 239H190V238H188ZM199 239V238H198ZM197 239V241L196 240H194V239H190V240H187V241H185V243H184V245H183V248L184 247H186V248H192V250H193V252H194V254L195 255H197V253H201V252H199V249H198V246H199V244L197 243L199 240ZM260 239L261 240H263V241H260ZM0 240H2L1 239V237H0ZM3 240H4V238H3ZM36 240V241H37ZM125 240V241H126ZM20 241V240H19ZM124 241V242H125ZM127 241V242H128ZM4 242H6V240H4ZM24 242V241H23ZM263 242V243H262ZM6 243V244H7ZM93 243H94V241H93ZM93 243H92V245H93ZM260 243H262V246H261V244ZM15 244V245H14ZM129 244V243H128ZM257 244H260V245H258V247H260V250H261V253L256 249V248H253L254 249V251L256 250L257 251V255H256V252H255V254L251 251V249L250 248H252V247H255V245L257 246ZM102 245V244H101ZM132 245V244H131ZM130 244H129V246H131ZM18 247V246H17ZM95 247V246H94ZM100 247V246H99ZM257 247V248H258ZM101 248V247H100ZM102 248L105 250H108V251H106V252H108V253H111L110 251H111V249H109L110 247L107 245V246H105L104 245V247L102 246ZM130 248V247H129ZM40 249V248H39ZM70 251V253H71V250H69L68 249V251H66L65 250V253L66 252H69ZM126 251V250H125ZM127 251H129V250H127ZM264 253V252H263ZM9 254V253H8ZM7 254V255H8ZM68 255V254H67ZM9 256V258H10V255H8ZM235 256V254L232 256V257H236ZM5 257V256H4ZM1 258V257H0ZM67 259H69L68 257H67ZM168 259H169V262L171 263V264H174V259L172 258V257H168ZM235 259V258H234ZM121 260V259H120ZM69 261H71L70 259H69ZM68 260H67V263L69 262ZM28 262V260H26L25 258L23 259H21V261H20V264H29V263H27ZM121 262H123L122 260H121ZM238 262H237V264H238ZM261 262V263H260ZM263 262V263H262ZM74 263V262H73ZM68 264H70V262L68 263ZM123 264H128V263H126L125 261L123 262Z\"/></svg>",
	"mask_w": 264,
	"mask_h": 264
}]
</instances>
